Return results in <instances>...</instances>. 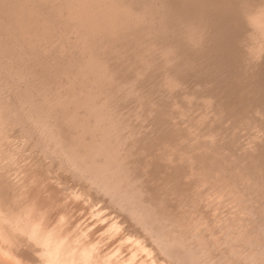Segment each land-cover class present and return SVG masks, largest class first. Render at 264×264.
Segmentation results:
<instances>
[{"label": "rangeland", "instance_id": "1", "mask_svg": "<svg viewBox=\"0 0 264 264\" xmlns=\"http://www.w3.org/2000/svg\"><path fill=\"white\" fill-rule=\"evenodd\" d=\"M14 1V2H13ZM32 1V2H31ZM172 3H171V2ZM207 1V2H206ZM213 1V2H212ZM226 0H64V3H63V0H0V6L2 4V6L0 7V19L1 18H5L4 20H0V24H3L5 26H7L6 24H8L7 27H4V25H0L1 28H0V48L2 49L3 47H5L6 52H4V48L2 49L3 50V54L5 55L6 53H9L8 54V57H5L7 56V54L4 56L6 59H3V55L1 58L0 56V60L1 62L2 61H5L6 62H0V116H4L5 118L8 117V120L4 119L2 121H0V125L2 124H6L8 123V121L10 123L8 124H11V128L9 127V125L6 127V125H3L5 126L6 128V131L8 132V130L10 129V132H16V130L18 131L17 135H19V138L20 140H22V138L25 140L24 142V145L27 149H32V150H36L37 152L41 151V155L40 153L39 156H43L41 157L42 159H44V157L48 158L52 157L53 159H50V163L52 162L53 164L50 165V163H48V165H50V167L48 166V168H52L51 166H53L55 163V166H53V168L57 167L58 166V169L57 170H60L59 172L62 173L60 174L61 178L63 181H67L66 178L68 179L69 177L72 179V180H77L75 181L77 184H79V186L81 188H84L83 187V182L82 180H84V186L86 188V192L87 194H91L90 192L94 193L93 191H95L96 193L94 194L95 197L93 194V196L95 198H98V199H102V200H105V204L107 205H110V206H114L116 207V205L120 208L123 209V211H125L129 217L132 219V220H136L138 223H140V227L142 229H145L147 228L148 229V225L150 224V221H151V225L153 227V231H154V226H155V233L157 232V235H160L161 239L163 238L164 239H172V240H177L176 238H178V243L181 245V246H185V247H182V249L184 248H187L189 249V251L193 253L194 257H199L200 253H203V251L205 250V252H209V255L207 256L209 259H212V261L214 262L213 258L215 257H218V254H228V255H231V257L234 259H236L235 262H239L238 264H246V259L250 257V259H247L249 261H251L252 264H256V263H259V264H264V213H262L264 211L263 207H264V189L262 190V187L261 185L258 184V186L261 187V191L260 193L263 194V196L261 197H258L256 198V196H259V192L257 194V190L255 189H260L257 188V182L259 181L257 178V180L255 179V182L254 183V187L255 189H253V186L250 185V181L252 180V178L254 177V172L258 173V171L261 172V168L260 166L258 165V161H260L262 158L264 157H260L262 155H260L259 151H256V147H252L251 148V145L255 146V141L256 140H259L258 143L263 142V139H264V42L260 41V39L264 41V35L261 34L260 30H258V32L255 31V29L259 26H256L255 27V23H251L252 24V29L250 28L249 26V29L253 31H255V33H259V35H254L255 39H252L251 41L249 39H251L250 36H245L248 29H247V24H245L246 26L243 27H239L244 29L245 31L241 34L242 37H245L246 39L241 38V35L238 37V35L240 34V32L242 31H239V33L237 32L238 31V26L236 27L237 28V31H233V28H235L234 26L236 25V23H234L235 21L232 22V19L230 18L231 15L233 14V10L230 8V4L232 3V0H228L229 2L225 3ZM256 1V0H255ZM28 2V4H27ZM35 2V3H34ZM56 2V4H55ZM231 2V3H230ZM9 3V4H8ZM16 3H17V6H16ZM61 3V4H60ZM191 3V4H190ZM230 3V4H229ZM33 4V5H32ZM54 4H55V7L54 8ZM189 4V5H188ZM217 6H215V5ZM257 7H259V4H260V1H259V4L258 2L256 3ZM38 7H37V6ZM59 5V6H58ZM66 5V6H65ZM214 7H213V6ZM219 5V7H218ZM225 5V6H223ZM227 5V6H226ZM9 6V7H7ZM29 6V7H28ZM58 6V8H57ZM205 6V7H204ZM210 6V7H209ZM212 6V7H211ZM221 6L223 8H221ZM229 6V7H228ZM24 7V8H23ZM37 7V8H36ZM64 7V8H63ZM90 7V8H89ZM15 8V9H14ZM19 8V9H17ZM29 8V9H28ZM32 8V9H31ZM33 8H36V9H33ZM47 8V9H46ZM52 8L54 10H52ZM124 8V9H123ZM139 8V9H138ZM199 8V9H198ZM216 8V9H215ZM218 8V10H217ZM226 8V9H225ZM8 9V11H6ZM10 9V10H9ZM22 9V10H21ZM56 9V10H55ZM65 9V11L63 10ZM93 9V10H92ZM170 9V10H169ZM174 9V10H173ZM213 11H212V10ZM220 9V11H219ZM223 9V10H221ZM259 8H257L258 10ZM15 10V11H14ZM58 10V11H57ZM211 10V11H210ZM67 11V12H66ZM223 13H222V12ZM233 11V12H232ZM255 11V10H254ZM13 12V13H12ZM70 12V13H69ZM134 12V13H133ZM190 12V13H189ZM12 13V14H11ZM72 13V14H71ZM200 13V14H199ZM213 13V14H212ZM215 13V14H214ZM222 13V14H221ZM230 13V14H229ZM253 13V12H252ZM255 13V12H254ZM15 14V15H14ZM20 14V15H19ZM69 14V15H68ZM189 14V15H188ZM210 14V15H209ZM259 14V13H258ZM257 11H256V14L254 15H257ZM10 15V17L8 16ZM86 15V16H85ZM219 15V16H218ZM225 15V16H224ZM230 15V17H229ZM253 15V14H252ZM15 16V17H14ZM78 16V17H77ZM152 16V17H151ZM190 16V17H189ZM221 16V17H220ZM224 16V17H223ZM227 16V17H226ZM234 15H232L233 17ZM18 17V19H17ZM21 17V18H20ZM205 17V18H203ZM211 17V18H210ZM215 19H214V18ZM229 17V18H228ZM238 17V16H237ZM31 18V19H30ZM48 18V19H47ZM216 18H219L216 20ZM228 18V19H227ZM258 19V17H256ZM15 19V20H14ZM22 19V20H20ZM171 19V20H170ZM205 21H204V20ZM231 19V20H230ZM235 19V18H233ZM237 19H240V23L243 24V21L241 22V18H237ZM235 19V20H237ZM246 19V18H245ZM257 19L255 20L256 23H259L260 21L258 20L257 22ZM6 20V21H5ZM20 20V22H19ZM132 20V22H131ZM144 20V21H143ZM198 20V21H196ZM221 20V21H220ZM223 20V21H222ZM225 20V21H224ZM3 23H2V22ZM5 21V22H4ZM10 21V22H8ZM36 23H35V22ZM113 21V22H112ZM171 21V22H170ZM174 21V22H173ZM217 21H220L217 23ZM227 21V22H226ZM229 21V22H228ZM234 23V25L231 23ZM27 22V23H26ZM111 22V23H110ZM165 22V23H164ZM6 23V24H5ZM12 23V24H11ZM20 23V24H19ZM23 23V24H22ZM186 23V24H185ZM230 23V24H229ZM27 24V25H26ZM99 24V25H98ZM197 26H196V25ZM238 24V23H237ZM254 24V25H253ZM25 25V26H23ZM33 25V26H32ZM50 25V26H49ZM56 25V26H55ZM170 25V26H169ZM208 25V26H207ZM210 25V26H209ZM218 25V26H217ZM241 25V26H242ZM23 26V27H22ZM42 26V28L40 27ZM216 29H215V27ZM220 26V27H219ZM231 26V27H230ZM10 28L14 30H17L13 33V31L11 32L10 34V31L9 33L7 32L8 29L7 28ZM29 27V29H28ZM31 27V28H30ZM153 27V28H152ZM167 27V28H166ZM229 28V30H227ZM246 27V28H245ZM255 27V29L253 28ZM50 28V29H49ZM74 28V29H73ZM220 28V30H219ZM3 29V30H2ZM35 29V30H34ZM222 29V30H221ZM225 29V30H224ZM260 29V28H259ZM32 30H34L32 32ZM38 30V31H37ZM48 30V31H47ZM58 30V31H57ZM106 30V31H105ZM174 30V31H173ZM183 30V31H182ZM194 30V31H193ZM198 30V31H197ZM219 30L217 33L216 31ZM236 30V29H234ZM250 30V31H251ZM4 31V32H3ZM27 31V32H26ZM111 31V32H110ZM146 31V32H145ZM200 31V32H199ZM223 31V32H222ZM7 32V33H6ZM17 32V33H16ZM27 33L25 34V37L22 38V36L24 34L22 33ZM41 32H43L41 34ZM45 32V33H44ZM198 32V33H197ZM222 32V34H221ZM225 32V33H224ZM230 32V33H228ZM235 32L238 33V35H235L233 34ZM249 32V31H248ZM13 33V34H12ZM16 33V34H15ZM22 35H21V34ZM118 33V34H117ZM47 34V35H46ZM49 34V35H48ZM168 34V35H167ZM192 34V35H191ZM201 34V36H199ZM250 35V33H248ZM16 35V36H15ZM21 35V37L19 36ZM29 37H27V36ZM43 37H42V36ZM61 35V36H60ZM82 35V36H81ZM84 35V37H83ZM120 35V36H119ZM213 37H212V36ZM215 35V36H214ZM224 35V36H223ZM226 35V36H225ZM234 36L233 39H231V36ZM251 35V36H253ZM4 36V37H3ZM12 37V40L9 38ZM15 36V37H14ZM19 36V38H18ZM147 36V37H146ZM183 36V37H182ZM218 36V37H217ZM220 36V37H219ZM237 36V38H235ZM259 36V37H258ZM26 37L27 39L29 38L30 40H26ZM192 37V38H190ZM196 37V38H195ZM203 37V38H202ZM216 37V38H215ZM222 37V38H221ZM230 37V38H229ZM250 37V38H249ZM260 38V37H263V38H260L259 40L257 38ZM15 38V39H14ZM22 38V39H21ZM42 38V39H41ZM63 38V39H62ZM65 38V39H64ZM67 38V39H66ZM87 38V39H85ZM91 38V39H90ZM96 38V39H95ZM190 38V39H189ZM195 38V39H194ZM206 38V39H205ZM213 38V39H212ZM19 39V40H18ZM46 41H45V40ZM51 39V40H49ZM85 39V40H84ZM177 39V40H176ZM199 39V40H197ZM220 39V40H219ZM224 39V40H223ZM226 39V40H225ZM228 39H231L229 41H227ZM234 39L235 41H237L236 43L234 42ZM25 40H26V43H25ZM85 42H84V41ZM105 40V41H104ZM185 40V41H184ZM209 40V41H208ZM217 40V41H215ZM240 40H241V43H240ZM250 43V45H252V47H250V45L248 44V47L252 48V49H256L257 51L255 52V49H254V52L255 54L257 52H260V53H257V55H255L257 58L259 57L260 58V62H258V60L256 58H253L251 59L250 55L247 53L249 52V50L246 49L247 46H245L244 44L247 45L246 41ZM255 40V41H254ZM258 40V41H256ZM33 41V43H32ZM45 41V42H44ZM48 41V42H47ZM62 41V42H61ZM95 41V42H94ZM168 41V42H167ZM206 41V42H205ZM220 41V42H219ZM245 41V43L243 42ZM252 41L255 44V46L252 43ZM261 43H260V42ZM45 43V46L44 44L42 45V43ZM186 42V43H185ZM190 42V43H189ZM243 42V43H242ZM260 44H259V43ZM97 43V44H96ZM194 43H195V46H194ZM204 43V44H203ZM219 43V44H218ZM224 43V44H223ZM99 44V45H98ZM235 45V46H231V45ZM27 45H29L30 47L28 48ZM103 45V46H102ZM178 45V46H177ZM193 45V46H192ZM197 45V46H196ZM228 45H230L231 47H233V50L231 47H229ZM238 45V46H237ZM241 45V46H240ZM244 45V46H243ZM259 45V46H257ZM261 45V46H260ZM51 46V47H50ZM54 46V47H53ZM89 46V47H88ZM228 46V47H227ZM237 46V47H236ZM6 47H11L10 51H9V48H6ZM80 47V49L78 48ZM195 47V49H194ZM202 47V48H201ZM235 47V48H234ZM263 49H261V48ZM29 50H28V49ZM72 48V49H71ZM74 48H78V49H74ZM89 48V49H88ZM129 48V49H128ZM180 48V49H179ZM191 48V49H190ZM207 48V49H206ZM209 48V50H208ZM231 48V49H230ZM239 48V49H237ZM240 48L242 50H240ZM245 48V49H244ZM249 48V49H250ZM261 50V51H259ZM38 49V50H37ZM50 50L49 52L47 50ZM162 49V50H161ZM174 49V50H173ZM177 49V50H176ZM238 50L236 52V50ZM1 50V51H2ZM17 52H15V51ZM22 50V52H21ZM27 50V51H26ZM31 50V51H30ZM66 50V51H65ZM78 50V51H77ZM83 52H81V51ZM88 50V51H87ZM231 50V51H230ZM235 50V51H234ZM0 51V55L2 54ZM11 51H13V56H11ZM19 51V52H18ZM40 51V52H39ZM71 51V52H70ZM74 51V52H73ZM81 53H80V52ZM193 51V52H192ZM48 52V53H47ZM241 52V53H239ZM246 52V53H245ZM19 53V54H18ZM40 53V54H39ZM54 53L55 56H57L56 58H54ZM72 56H70L71 54ZM77 53V54H76ZM88 54L86 56V54ZM137 53V54H136ZM18 56H17V55ZM45 54V55H44ZM49 54V55H47ZM58 54V55H57ZM65 54V55H64ZM74 54V55H73ZM142 54V55H141ZM185 54V55H184ZM191 56H190V55ZM193 54V55H192ZM232 54V55H231ZM240 54V55H238ZM262 54V55H261ZM16 55V56H14ZM38 55L40 57H38ZM42 55V56H41ZM53 55V56H52ZM68 55V57H67ZM172 58H171V56ZM198 55V56H197ZM210 55V56H209ZM215 57H213V56ZM236 55V56H235ZM249 55L250 57V60L249 57L247 56ZM45 56V57H44ZM52 56V57H51ZM70 56V57H69ZM78 59L77 61L75 60H72L74 59L73 58ZM78 56V57H77ZM84 56V58H83ZM139 56V57H138ZM184 56V57H183ZM234 56V57H233ZM52 59H51V58ZM62 57V58H61ZM83 59H81V58ZM87 57V58H85ZM93 57V58H91ZM232 57V58H231ZM237 57V59H236ZM18 58V59H17ZM32 58V59H31ZM40 58V59H39ZM44 58V59H42ZM64 60V61H62ZM70 58V60H68ZM216 58V59H215ZM10 59V60H9ZM15 59V60H14ZM28 59H29V62H28ZM31 59V60H30ZM36 59H37V62H36ZM90 59V60H89ZM173 59V60H172ZM203 59V60H202ZM214 59V61H213ZM232 59L234 61H232ZM11 62H9V61ZM23 60V61H22ZM25 60V61H24ZM35 60V61H34ZM42 60V61H41ZM45 60V61H44ZM53 60V61H52ZM56 60V61H55ZM58 60L60 63H58ZM202 62H201V61ZM216 60V61H215ZM251 60H253L254 64L251 63ZM18 61V62H17ZM27 61V62H26ZM30 61H31V64H30ZM47 61V62H46ZM55 61V62H54ZM74 61V63H73ZM82 61V63H81ZM120 61V62H119ZM179 61V62H178ZM199 61V62H198ZM205 61V63H204ZM213 61V62H212ZM250 61V62H249ZM8 62V63H7ZM21 62V64H20ZM34 62V63H33ZM70 62V63H69ZM72 62V63H71ZM181 62V63H180ZM207 62V63H206ZM257 62V63H256ZM12 63V65L10 64ZM27 63V65H26ZM66 63V64H65ZM92 63V64H91ZM102 63V65H101ZM106 63V64H105ZM200 63V64H199ZM213 63V64H212ZM235 63V64H233ZM247 63V64H246ZM259 63V64H258ZM2 64V66H1ZM4 64V65H3ZM6 64V66H5ZM11 66H10V65ZM22 64L24 65L25 64V68L24 66H22ZM34 64H37L34 65ZM49 65V66H46V65ZM51 64V66H50ZM59 64V65H58ZM72 64V65H71ZM87 64V65H86ZM191 64V65H190ZM194 64V65H192ZM203 64V65H202ZM236 64H238L237 66H235ZM246 64V65H245ZM250 65H255L256 66V73L258 72V75H256L255 77H250L249 80L247 81V85L249 84L250 86H248L247 89L249 94H247L248 92H246L247 90L245 89V93L244 91H241L243 89V87L245 86L244 84H246V81L245 83H243L241 81V78L242 80H246V74L244 72L245 68L247 66ZM16 65V66H15ZM180 65V66H179ZM210 67V68H208ZM211 65V66H210ZM215 65V66H214ZM5 66V67H4ZM8 66L9 69H8ZM13 66V67H12ZM88 66V67H87ZM93 66V67H92ZM95 66V67H94ZM135 66V67H134ZM188 66V67H187ZM202 66V67H201ZM213 66H214V69H213ZM252 66H249V68H251ZM258 66V67H257ZM261 66V67H260ZM263 66V67H262ZM3 67V68H2ZM7 67V68H6ZM30 69L29 71H27L28 69ZM43 67V68H42ZM66 67V68H65ZM70 67V68H69ZM72 67V68H71ZM80 67V68H79ZM111 67V68H110ZM174 67V68H173ZM179 67V68H178ZM208 69H207V68ZM220 67V68H219ZM234 67H235V70H234ZM237 67V68H236ZM244 67V68H243ZM254 67V66H253ZM252 67V68H253ZM58 68V69H57ZM65 68V70H64ZM82 68V69H81ZM95 68V69H94ZM174 70H172V69ZM222 68V69H221ZM263 70H262V69ZM4 69V70H3ZM8 69V70H7ZM19 69V70H18ZM23 69V70H22ZM32 69V70H31ZM37 69H39L37 71ZM43 69V70H42ZM53 69V70H52ZM69 69V70H67ZM71 69V70H70ZM94 69V71H93ZM103 69V71H102ZM110 69V70H109ZM188 69V70H187ZM200 69V70H199ZM244 69V70H243ZM6 70V71H5ZM15 70V71H14ZM26 70V71H25ZM33 70L35 72H33ZM49 72H48V71ZM51 70V71H50ZM79 70V72H78ZM107 70V71H106ZM154 70L156 72H154ZM204 73H203V71ZM15 73H14V72ZM33 74H32V72ZM43 71L42 75H41V72ZM65 71H69L68 73H66ZM77 71V72H76ZM98 71V72H97ZM106 71V72H105ZM179 71V72H178ZM195 71V72H194ZM208 71V72H207ZM209 71H211V74L209 73ZM239 71L238 75L240 77V79H238L239 77H237V72ZM10 72V74L8 73ZM45 72V73H44ZM49 74H48V73ZM60 76H59V74ZM104 72V73H103ZM137 72V73H136ZM206 72V73H205ZM236 72V73H235ZM243 72V73H242ZM4 73V74H3ZM5 73H8V74H5ZM16 75H14V74ZM65 73V74H64ZM71 73V74H70ZM158 73V74H157ZM161 73V74H160ZM184 73V74H183ZM199 73L200 76H199ZM216 73V74H215ZM221 75H220V74ZM260 73V74H259ZM5 75V77H2V75ZM45 74V75H44ZM51 74V75H50ZM53 74V75H52ZM96 74V75H95ZM106 76H105V75ZM182 74V75H181ZM198 74V75H197ZM223 74V75H222ZM9 75V76H8ZM12 75V76H10ZM31 75V76H30ZM38 75V76H37ZM63 75V77H62ZM68 75V76H66ZM81 75V76H80ZM134 75V76H133ZM209 75V76H208ZM212 77H211V76ZM220 75V77H219ZM233 75H235L236 77L234 78L235 81L238 79L240 80L239 83L240 85L242 84L241 87H238L236 85H239L237 84L238 81H234V79L230 80L232 77H234ZM243 75V76H242ZM6 76L8 78H6ZM18 76V78L16 77ZM21 76V77H20ZM37 78H36V77ZM52 76V77H51ZM55 76V77H53ZM71 76V77H70ZM151 76V77H150ZM184 76V77H183ZM208 76V77H207ZM217 79H215V77ZM242 76V77H241ZM20 77V78H19ZM31 77V79H30ZM43 77V78H42ZM46 77V78H45ZM59 77V78H58ZM89 77V78H87ZM127 77V78H126ZM153 77V78H152ZM198 77V78H197ZM245 79H244V78ZM258 77V79H257ZM261 77V78H260ZM263 77V78H262ZM3 78H5L3 80ZM14 78V79H13ZM34 78V80L32 79ZM45 78V79H44ZM51 78V79H50ZM56 80L54 81L53 80ZM58 78V79H57ZM65 78V79H64ZM70 78V79H69ZM73 78V79H72ZM75 78V79H74ZM149 78V80H148ZM158 78V79H156ZM10 79L14 80V81H17L16 82V87L14 88L15 86V83H13L14 81H9ZM82 79V80H81ZM84 79V80H83ZM93 79V80H92ZM152 79V80H151ZM196 79V80H195ZM198 79V80H197ZM210 79V80H209ZM215 79V80H214ZM223 79V80H222ZM253 82L255 83V85H257V87L255 85H252V80ZM1 80L3 82H1ZM40 80V81H39ZM49 80V81H48ZM53 80V81H52ZM77 80V82H76ZM87 80V81H86ZM141 80V81H140ZM166 80V81H165ZM185 80V81H184ZM221 80V81H220ZM256 80V81H255ZM259 80V81H257ZM10 83V84H8ZM22 81V83H20ZM71 81H73L72 83H70ZM86 81V82H85ZM108 81V82H107ZM139 81V82H138ZM168 81V82H167ZM230 81V82H229ZM48 84H47V83ZM53 82V83H52ZM69 82V83H68ZM80 82V83H79ZM184 82V84H183ZM189 82V83H188ZM223 82V84H222ZM231 82H234L232 83V86H231ZM263 82V83H261ZM7 83V84H5ZM12 83V84H11ZM28 83V84H27ZM42 83V84H41ZM132 83V84H131ZM139 83V84H138ZM191 83V84H190ZM197 83V84H196ZM253 83V84H254ZM2 84H3V87H2ZM18 84V85H17ZM54 84V85H53ZM69 84V85H68ZM71 84V85H70ZM76 86H75V85ZM86 84V85H85ZM179 84V85H177ZM193 84V85H192ZM196 84V85H195ZM28 85V86H27ZM32 87H30V86ZM80 85V86H79ZM189 85V86H188ZM206 85V86H205ZM227 85V86H226ZM12 86V87H10ZM43 86V87H42ZM50 86V88H49ZM60 86V87H59ZM74 86V87H72ZM111 86V87H110ZM146 86V87H145ZM229 86V87H228ZM251 86H254L255 89H253ZM6 87V88H5ZM9 87V88H8ZM22 87V88H21ZM29 87V88H27ZM48 87V88H46ZM59 87V88H58ZM69 90H67V88ZM125 87V88H124ZM188 87V88H187ZM225 87V89H224ZM232 87H234L233 90H230ZM263 88L260 90V88ZM53 88V89H52ZM66 88V90H65ZM72 88V89H71ZM75 88V89H73ZM78 88H79V91H78ZM94 88V89H93ZM179 88V89H178ZM184 88V89H183ZM259 88V89H258ZM9 89V90H7ZM20 89V90H19ZM23 89V91H22ZM48 89V92L46 91ZM258 89V90H257ZM2 90V91H1ZM29 90V92H28ZM33 90V91H32ZM40 90H44V92H40ZM51 90V92H49ZM97 90V91H96ZM199 91V92H196ZM259 91V93L256 91L254 92L255 94H253L252 91ZM10 93H9V92ZM31 91V93H30ZM63 91V92H62ZM69 91V92H67ZM152 91V92H151ZM236 91V92H235ZM244 93L246 96H248V99L246 98V100L248 101L247 103V106L244 108V106L246 104H244L242 107H240L242 104L240 103V101L243 100L244 98V101H245V97L241 98L242 96H238L240 92ZM16 92V93H14ZM24 92V93H22ZM46 92V93H45ZM62 92V93H61ZM65 92V93H64ZM170 92V93H169ZM204 92V93H203ZM238 92V93H237ZM251 92V93H250ZM262 92V94H261ZM17 93H21V94H17ZM27 93L30 95V97L27 95ZM48 93V94H47ZM53 93V94H52ZM121 93V94H120ZM202 93V94H200ZM224 93V95H221V94ZM234 95V98L233 95ZM55 94V95H54ZM161 94V95H160ZM174 94V95H173ZM208 95V97H206V104H208V107L207 109L205 108V106L203 105V102L201 101H197L199 98V96L202 97H205L206 95ZM237 94V95H236ZM243 94V95H244ZM253 94V95H252ZM259 94V95H258ZM17 95H20L21 98H19V96ZM35 95V96H34ZM43 95V96H42ZM45 95V96H44ZM102 95V96H101ZM160 95V96H159ZM185 95V96H184ZM232 95V96H231ZM235 95L237 97H240L238 99L239 100V104H241L240 106L237 104H233V103H237L236 99L237 97H235ZM240 95H242L240 93ZM255 95V96H254ZM7 96V97H6ZM198 97V99L195 98ZM222 96H224L223 100H224V105L221 103V98ZM14 97V98H13ZM28 97V98H27ZM36 97L35 101L33 100L34 98ZM48 97V98H47ZM49 97H51L52 99H50ZM79 97V98H77ZM190 97V98H189ZM97 98V99H96ZM254 98V99H253ZM3 100V103H2V100ZM5 99V100H4ZM22 99V100H21ZM23 99H26V102L29 104H27L25 101H23ZM69 99V100H68ZM190 99V100H188ZM196 99V100H195ZM219 99V100H218ZM230 99H232V101L234 102H228L230 101ZM251 99V100H250ZM14 100V101H13ZM16 100V101H15ZM28 100V101H27ZM56 100V101H55ZM99 100V101H98ZM161 100V101H160ZM188 100V101H187ZM205 100V98H204ZM222 100V101H223ZM11 101V102H10ZM195 101L198 103H200V107L204 106L203 108H205L206 112L200 107L199 109L200 110H197L198 109V105L195 103ZM236 101V102H235ZM16 102V103H15ZM24 102L26 103L25 105ZM42 102V103H40ZM70 102V103H69ZM78 102V104H77ZM122 102V103H121ZM173 102V103H172ZM178 102V103H177ZM219 102V104L221 103L223 106L227 107V109L225 108V111H227L226 113H224L225 111H221L223 112V118H221L219 120V113L217 114V117L216 118H212L210 117L212 114L216 113V106H217V103ZM10 103V104H9ZM66 103V104H65ZM69 103V104H68ZM73 103V104H72ZM171 103V104H170ZM184 104V106H182ZM191 103V105H190ZM229 103V104H228ZM243 103V101H242ZM254 103L258 104V107L256 105H254ZM262 103V104H261ZM12 104V105H11ZM20 104V105H19ZM22 104V105H21ZM60 104V105H59ZM75 104V106H74ZM81 104V106H80ZM110 104V105H109ZM177 106H176V105ZM197 106V111L196 113H193L195 111V109H193V107ZM202 104V106H201ZM220 104V107H222V105ZM235 105L236 108L237 106L239 108H242L243 110L242 113L240 112V114L238 115V117L235 115L236 114V111L237 109H233L235 106H233V108L229 107L230 105ZM16 105V106H15ZM44 105V106H43ZM52 105H55V106H52ZM64 105V106H63ZM70 105V106H68ZM92 105V106H91ZM136 105V106H135ZM166 105V106H165ZM194 105L193 107H190ZM260 105L261 108H260ZM5 106V107H4ZM11 108H10V107ZM15 106V107H14ZM31 106V107H30ZM47 107V109L49 111H46L45 108ZM53 107V110L50 108ZM63 106V107H62ZM70 108L68 109L67 108ZM72 106V107H71ZM85 106V107H84ZM253 106V107H252ZM257 107L254 108V107ZM33 107V108H32ZM42 107V108H41ZM58 108L55 110V108ZM61 107V108H60ZM66 107V108H65ZM74 107V109H73ZM104 107V108H103ZM179 107H182V108H185V107H188V108H191L193 110L190 109L189 113L191 112L192 115H191V118H193V114H200L199 111H201V113L203 112L204 114L207 113V110H208V117L205 118V119H208L209 117V120L206 121H203V123L205 122V125L202 124V128H201V133L203 134L204 132V136H200L202 134H197L199 132L196 133V136L198 138L202 137L203 140L201 142H203V144L205 145V147H211L214 149V151L212 152L211 155H208L207 157V162L208 160H210V157H213L215 154V152L217 153L216 157L218 155H220L221 157V164L225 163V161H223L224 157L226 158V162L229 163L228 164V168L229 169H232V172L235 174H238V177L239 179H242L244 180V176L248 173H253V177L251 178H247V175L245 180L247 179V183H245V181L239 183L238 182V186L237 185H234L232 187V189H229L230 190V195L227 194L226 192H229V190H224L226 191V195L223 193V189L222 188H219V187H215L213 184V182H209L211 181V179H209V185L213 186V188L215 187V189H213V191H217L219 189H221L220 193L217 194V196H215V198H212V194L214 193L211 191L208 193V192H205L204 193V196L203 198L199 201H193V200H189V198L184 195L182 196V194H185L184 191H181L183 189V186L180 185V189H177L176 190L174 189V191L178 192H182V193H174L171 192V187H169V182H165L167 185H165V183L163 184H156L155 181L152 176L153 174L158 176V173L161 171V170H166V168H160V166L156 167L157 165H154V168L152 169V166L151 164L152 163H159L158 160L160 161L161 159H158L157 157H170L171 155V160H175L177 161L176 165H178L179 160H180V155L179 153L183 150H178L173 151V149H167V151H169L168 153V156L166 155L167 151L164 150L163 152V149H166L167 147H163V146H167V142H168V145H169V142H172L170 145H177L180 141L179 144H183L182 141L185 143L184 144H188V145H185L183 147H185V151H186V148L189 150L191 149L192 147V142L193 140L195 139L194 135H192L191 137V141L189 140L188 142L189 143H186V138L183 139V140H180L182 138V135L184 136L185 133H183L184 131V128L185 129H189V132H188V129L187 131L185 130L186 132V135L191 133L192 132V129L190 130V126L192 124L190 123H187V121H183V116H180L182 118H180L179 116V111H180V108ZM252 107V108H251ZM25 108V109H24ZM28 108V109H27ZM78 108V110L76 109ZM86 108V109H84ZM95 108V109H94ZM101 108V109H100ZM110 108V109H109ZM178 108V110L176 111V109ZM181 108V109H182ZM195 108V107H194ZM224 108V107H223ZM231 111H228L230 110ZM256 110H254V109ZM51 109V110H50ZM76 109V110H75ZM87 109H89L87 111ZM100 109V110H99ZM115 109V110H114ZM173 109L174 112H173ZM233 109V110H232ZM252 109L255 111V112H252ZM258 109H259V113H258ZM26 110V112H25ZM39 110V112H38ZM43 110V111H42ZM65 110V111H63ZM70 110V111H68ZM234 110L235 113L234 115L237 117H234L233 118V114H231L232 118L234 119H229V115L231 112H233ZM260 110H263V111H260ZM5 111V112H4ZM19 111V113H18ZM22 111V112H21ZM24 111V112H23ZM28 111L29 114H28ZM36 111V112H34ZM54 111V112H53ZM63 111V112H62ZM75 111V113H74ZM91 111V112H90ZM99 111V112H98ZM176 111V112H175ZM193 111V112H192ZM211 111V115H209ZM240 111V109L238 110ZM15 112V113H13ZM21 112V113H20ZM33 112V115L32 113ZM43 114H42V113ZM47 112V113H46ZM57 112V113H56ZM64 112L65 114L67 115H64ZM84 112V113H83ZM112 112V113H111ZM179 112V113H178ZM27 113V114H26ZM36 113V115H35ZM37 113L39 114V116H37ZM63 113V114H62ZM122 113V114H121ZM176 115H174V114ZM255 115V114H259L260 116H257V119H254V117H252V115ZM255 113V114H254ZM16 114V115H14ZM59 114V115H58ZM81 114H84V115H81ZM87 114V115H86ZM90 114V115H89ZM238 114V113H237ZM23 115V117H22ZM29 118H28V116ZM42 115V117H40ZM51 116V119H48L46 118V116ZM79 115V116H78ZM96 115V116H95ZM106 115V116H104ZM108 115V116H107ZM115 115V116H114ZM251 115V116H250ZM30 116L32 117L30 118ZM47 116V117H48ZM54 116V120H52ZM60 116V117H59ZM63 116V117H62ZM66 116H69L68 117H65ZM128 116V117H127ZM196 116H199V115H196ZM201 116V115H200ZM199 116V117H200ZM213 116V115H212ZM256 116V115H255ZM0 117V118H1ZM35 117V118H34ZM38 117H40L38 119ZM79 117H81V119H79ZM93 119H92V118ZM96 117V118H95ZM103 117V118H102ZM124 117V118H123ZM152 117V118H151ZM164 117V118H163ZM178 119H181L183 122H181L180 120H176V118ZM242 117V118H241ZM251 118V120L248 121L249 118ZM1 118V119H2ZM20 118V119H19ZM28 118V119H27ZM46 118V120H45ZM50 118V117H49ZM60 118V119H59ZM84 118V119H83ZM95 118V119H94ZM107 118V119H106ZM172 118H175V119H172ZM194 118H195V115H194ZM256 118V117H255ZM259 118L260 121H257ZM18 119V120H17ZM22 119V120H21ZM31 119V121H30ZM67 119V120H66ZM86 119V121H85ZM89 119V120H88ZM92 119V120H91ZM101 119V121H100ZM122 119V120H121ZM185 119V118H184ZM204 119V120H205ZM239 119H241L239 121ZM7 122H6V121ZM41 120V121H39ZM51 121L52 123L48 122ZM56 120H57V124H56ZM58 120H62V121H58ZM65 120V121H64ZM69 120V121H68ZM71 120V121H70ZM77 120V121H76ZM83 120V121H82ZM88 120V121H87ZM118 120V121H117ZM121 120V121H120ZM219 120V121H218ZM228 120V122H227ZM230 120V121H229ZM37 121L39 123H37ZM76 121V122H75ZM93 124H92V122ZM109 121V122H108ZM179 121V122H178ZM217 121V122H216ZM244 121V122H243ZM247 121V123H246ZM30 122V123H29ZM42 126H41V124ZM54 122V123H53ZM58 122L59 123H64L65 124L67 123L66 126H68L69 122H70V125L68 126L69 128L73 129V130H70L68 129L63 123V125L59 124L58 125ZM73 122L72 124V127H71V123ZM177 123V126H175V124ZM184 122L185 124H187V126L185 127L184 125ZM18 123V124H17ZM23 123V124H22ZM36 126V128H34V124ZM51 126H47L49 124ZM76 123V124H75ZM83 123V126H84V129H83V126H81V124ZM88 123V124H87ZM95 123H96V126H95ZM106 123V124H105ZM208 123H213L211 126L208 127ZM216 123V124H215ZM227 123V125L225 124ZM238 123V124H237ZM243 123V124H242ZM33 124V125H32ZM38 124V125H37ZM40 124V125H39ZM47 124V125H46ZM53 124V125H52ZM91 124V125H90ZM112 124V125H111ZM143 124V125H142ZM168 124V125H167ZM190 124V125H188ZM249 124V125H248ZM259 126H262L260 128L258 127ZM0 126V128H2L3 126ZM19 127H18V126ZM21 125V126H20ZM32 125V126H31ZM80 125V126H79ZM90 125V126H89ZM114 125V126H113ZM120 125V126H119ZM226 125V126H225ZM254 125V127H253ZM40 126V127H38ZM46 126V127H45ZM55 126H58L59 129ZM74 126V127H73ZM112 126V127H111ZM117 126V127H116ZM184 126V127H183ZM217 128L220 130L218 133H219V137L217 139V133L215 128ZM251 126L252 128H254V131L253 132L251 129ZM48 127H50V131L48 129ZM63 127H66V128H63ZM76 127V128H75ZM78 127V128H77ZM91 131H88V129ZM91 127V128H90ZM96 127V128H95ZM98 127V128H97ZM115 127V128H114ZM192 127V126H191ZM237 127V128H236ZM8 128V129H7ZM38 128V129H37ZM40 128V131H38ZM52 128V129H51ZM54 128V129H53ZM63 128V129H62ZM111 128V129H110ZM183 128V129H182ZM193 128V127H192ZM216 128V129H217ZM23 129V130H22ZM33 129V130H32ZM42 129V130H41ZM46 129H48V131L50 132L49 134L51 135H54L53 137L51 135L48 134V132L46 133ZM58 129V130H57ZM70 132V134L73 132L72 137L71 135L69 136L68 132L66 133V131ZM77 129H80L82 132L78 131ZM83 129V130H82ZM86 129V130H85ZM94 129V130H93ZM102 130V133L101 130ZM114 129V130H113ZM166 129H169L172 130L171 132H174L172 133L173 135H176L174 136V139H173V135L171 134V132H169L168 130ZM204 129V130H203ZM228 129V131H227ZM238 129V131H237ZM256 129V130H255ZM12 130V131H11ZM46 130V131H45ZM53 130V131H52ZM56 130V131H55ZM76 130V131H75ZM96 130V131H95ZM145 130V131H144ZM244 130V131H243ZM261 130V131H260ZM1 131V130H0ZM25 131V132H24ZM28 131V133H27ZM37 131V132H36ZM44 131V133H42ZM107 131V132H106ZM116 131V132H115ZM119 131V132H118ZM166 131V132H165ZM168 131V132H167ZM191 131V132H190ZM203 131V132H202ZM227 131V133L225 132ZM232 131H235L233 133H237V134H234L235 136H232ZM242 131V132H241ZM52 132V133H51ZM87 134H86V133ZM96 132V134H95ZM100 134H99V133ZM121 132V133H120ZM250 132V133H249ZM41 133V134H40ZM55 133V134H54ZM60 133V134H58ZM61 133H63L61 135ZM64 133L66 135H64ZM81 133V134H79ZM91 133H94V134H91ZM109 133V134H108ZM205 133H207V136L205 137ZM226 133V134H225ZM255 133V134H254ZM257 133V134H256ZM9 134V132H8ZM11 134V133H10ZM13 134V133H12ZM11 134V135H12ZM50 136V138H48V135ZM83 134V137H81ZM90 134V135H89ZM103 134V135H102ZM166 134H169V135H166ZM248 134V135H247ZM263 134V135H262ZM16 136V133L13 134V136ZM68 135V136H67ZM85 135V136H84ZM100 135V136H99ZM110 135V136H109ZM164 135H166L164 138L167 137V139H171L173 141H165L166 143H162L164 144L162 147L160 144V146L158 144H156V142L160 139V137L162 138ZM180 135V136H179ZM225 135V136H224ZM44 136H46L47 138H45ZM59 136V137H58ZM66 138H65V137ZM79 136L80 138L78 139ZM87 136V137H86ZM90 136H92L90 138ZM97 136V137H96ZM109 136V137H108ZM156 136V137H155ZM158 136V137H157ZM169 136V137H168ZM200 136V137H199ZM230 136V137H229ZM260 136V137H258ZM40 137V138H39ZM44 137V138H43ZM61 137V138H60ZM62 137L66 140H62ZM74 137L77 138L76 140H74ZM95 137V138H94ZM135 137V138H134ZM157 138L155 142H153V145L156 144V147L152 145V138ZM172 137V138H171ZM176 137L178 139L179 137V142L177 143L176 142ZM196 137V138H197ZM253 137V138H252ZM254 137H256L257 139H254ZM263 137V138H262ZM18 138V136H17ZM56 138V139H55ZM59 138V139H58ZM89 138V139H88ZM93 138V140H91ZM112 138V139H110ZM229 138V139H228ZM44 139V140H43ZM50 139V140H49ZM51 139L54 140L53 142H51ZM68 139V141H67ZM72 141H71V140ZM99 139V140H98ZM168 139V140H169ZM193 139V140H192ZM228 139V140H227ZM232 139V140H231ZM239 139V140H238ZM242 139V140H241ZM245 139V140H244ZM252 139V140H251ZM261 139V140H260ZM27 140V141H26ZM83 140V141H81ZM109 140V141H107ZM116 140V141H115ZM121 140V141H120ZM154 140V139H153ZM199 139H196V141H198ZM213 140V142H212ZM34 141V142H33ZM43 141V142H42ZM60 141V142H58ZM62 141V142H61ZM72 142L71 143V146H68L70 145V143L68 142ZM74 141V142H73ZM76 141V142H75ZM89 141V142H87ZM93 141V142H91ZM97 141L100 142V145L99 142L96 143ZM150 141V142H149ZM244 141L248 142L247 143H244ZM249 141H252L250 142L251 144H249ZM254 141V143H253ZM31 142V143H29ZM42 142V143H41ZM54 142H56L54 144ZM65 142H67V147H63V146H66ZM82 142L83 144L85 145H82ZM86 144H85V143ZM91 142V143H90ZM106 142V143H105ZM113 142V144H112ZM220 143L222 142L221 144H216V143ZM59 143V144H57ZM75 143L77 144V146H75ZM88 143V145H87ZM95 143V146L92 144ZM102 143V144H101ZM116 143V144H115ZM176 143V144H175ZM191 143V144H190ZM264 143V142H263ZM49 144V145H48ZM53 144V145H52ZM65 144V145H64ZM74 147H73V145ZM83 146L84 148L81 149V146ZM91 144V145H90ZM107 144V145H106ZM119 144V145H118ZM178 144V145H179ZM247 144V148H245L243 145ZM262 143H260V150L262 148L261 152L262 154L264 153V144L261 146ZM48 145V146H47ZM58 145H61L58 146ZM87 145V146H86ZM93 147L94 149H90V147ZM98 145V146H97ZM105 145V146H104ZM117 145V146H116ZM220 145V147H218ZM242 145V146H241ZM47 146V147H46ZM101 146V147H100ZM111 146V147H110ZM115 146V147H114ZM142 146V147H141ZM150 146H152V149L153 151L150 150ZM159 146V147H158ZM181 146V145H180ZM249 146V147H248ZM257 146V145H256ZM34 147V148H33ZM45 147V148H44ZM79 147V149H78ZM110 147V149H109ZM113 147V149H112ZM190 147V148H189ZM196 147V146H195ZM218 147V150L217 148ZM47 148V149H46ZM56 148V149H55ZM61 148V149H60ZM64 148V149H63ZM70 148V149H69ZM76 151H74L73 150ZM77 148L78 150H81V151H78L77 153ZM89 148V149H88ZM121 148V149H119ZM194 151H196L194 149V147H192ZM216 148V149H215ZM242 148V150H241ZM256 148V149H255ZM49 149V150H48ZM58 149L60 151H58ZM69 151H68V150ZM106 149V150H105ZM157 149V150H156ZM162 149V150H161ZM210 149V148H209ZM249 149V150H248ZM63 150V151H62ZM85 151L87 153V151L89 150L90 153H87L85 155V153L83 151ZM87 150V151H86ZM92 150V151H91ZM98 150V151H97ZM115 150V151H114ZM172 150V152H171ZM175 150V149H174ZM192 150V149H191ZM217 150V151H215ZM258 150V149H257ZM45 151V152H44ZM102 151V153L100 152ZM105 151V152H104ZM107 151V152H106ZM111 151V152H110ZM114 151V152H112ZM124 151V152H123ZM157 151V152H156ZM159 151V152H158ZM185 151H182V154L185 153ZM190 151V150H189ZM243 151H246V152H243ZM251 151V152H250ZM252 151L257 155L259 154L260 156L259 159H255L254 157H251L252 156ZM256 151V152H255ZM50 152V153H49ZM59 152V153H58ZM60 152L64 153V154H60ZM83 154H81V153ZM91 152H92V155H91ZM95 152V153H93ZM100 152V153H99ZM117 152V153H116ZM123 154H122V153ZM188 152V151H187ZM191 152V151H190ZM207 152V151H206ZM209 152V150H208ZM250 152V153H249ZM43 153V154H42ZM112 153V154H111ZM153 153V155H152ZM195 153V152H194ZM232 153V156L230 155ZM246 153H248L247 155L249 156V154L251 156H248L245 155ZM79 154V155H77ZM97 155L98 157H100L99 159L101 160V157L103 156V160H98L97 158L94 157V155ZM111 154V156H110ZM114 154V155H113ZM120 154V156H119ZM241 154V155H240ZM243 154V155H242ZM253 154V155H255ZM118 155V156H117ZM152 155V156H151ZM234 156H237V160L238 158L240 159V161H235V164L237 165L238 162H240V165H241V161H244V162H247L245 160H247L246 158H248V162L250 161V165L248 163V167H251V168H248L247 170H250V172L248 171H243L244 168H242L240 170H238L239 168V165H237V169H233V166L234 163L232 161H234V158L232 159V157ZM240 155V157H238ZM255 155V157H256ZM57 156V157H56ZM71 156V157H70ZM73 156V157H72ZM77 156V158L75 157ZM86 156V161L90 159H92V164H95L98 163V165H91L93 167H89L90 164H87L86 163L84 164V158ZM109 156V157H108ZM114 156V158H113ZM154 156V157H153ZM157 156V157H156ZM231 156V160L228 159L227 161V158ZM247 156V157H246ZM69 157V159L71 158V161L74 160V162H70L72 165L70 167L69 165V162L68 160H65ZM75 157V158H74ZM79 157V159H78ZM94 157V158H93ZM150 157V158H149ZM175 157V158H174ZM215 157V156H214ZM213 159H216L217 161V158H214ZM218 156V158H220ZM48 158H47V161H48ZM55 158L57 161H60L57 163V161H55ZM153 158V160H152ZM230 158V157H229ZM244 160H243V159ZM97 159V162H95V160ZM158 159V160H157ZM179 159V160H177ZM197 159V157H196ZM203 159V158H201ZM205 159V158H204ZM212 159V158H211ZM212 159V160H213ZM223 159V160H222ZM250 159V160H249ZM63 160V161H62ZM78 160V161H77ZM80 160H84L83 163L82 161L80 162ZM89 160L87 162H89ZM94 160V161H93ZM121 160V161H120ZM125 160V161H123ZM131 160V161H129ZM151 162H150V161ZM156 160V161H155ZM198 160V159H197ZM48 161V162H49ZM139 161H141L142 163V168H144V172L143 174L141 175H138V174H135L134 173V170H133V165L139 163ZM169 162V160H167ZM203 161V160H202ZM215 161V162H216ZM262 162L264 160H261ZM116 162V164H115ZM151 164H150V163ZM174 162V161H172ZM206 162V159L204 160L203 164L204 163H207ZM211 162V161H210ZM65 163V164H63ZM81 163V164H80ZM102 163V164H101ZM126 163V164H125ZM130 163V164H129ZM214 162L212 161L211 164H213ZM226 163V165H227ZM61 164V165H59ZM80 164V165H79ZM108 164V165H107ZM116 168H115V166ZM119 164V165H118ZM183 163H180V167L182 166L183 168H187L186 165H182ZM209 164V163H208ZM208 164H205V165H201L203 169H205L204 167H206L207 169L209 168ZM260 164V162H259ZM66 165L68 167V169H66L67 167L64 166ZM69 165V166H68ZM79 165V166H78ZM83 165V166H82ZM107 165V166H106ZM145 165H148L147 168V171L146 168L144 167ZM150 165V167H149ZM243 165V163H242ZM245 165V164H244ZM64 166V167H62ZM74 166H77L80 168H82L81 170L77 169V167H74ZM85 166V168H84ZM103 166V167H102ZM111 166H114L112 167L111 169ZM174 166V165H173ZM246 166V165H245ZM62 167V168H61ZM66 167V168H65ZM97 167H99L98 169H100V173H101V177L103 175V177L101 178L100 177V174H97L99 173V170L96 169ZM103 170L106 168L108 170V172L110 171V178L108 175L110 174H107L108 172H106V174H102L104 171L101 170L102 168ZM108 167V168H107ZM125 167V168H123ZM178 167V168H180ZM241 167V166H240ZM244 167V166H243ZM260 170H257L259 169ZM61 168V169H59ZM71 168V169H70ZM73 168H76L74 171ZM89 170L90 169V172L88 171V173H86V176H93L94 178H86L84 177L85 175V172L87 171V169ZM93 168H95L94 170L96 171L94 173V175L97 174V176H94L93 175V172H91L93 170ZM120 168V169H119ZM152 169V170H157L156 172L158 173H155V172H151L149 171V169ZM158 168V169H157ZM174 168V167H173ZM253 168L255 169V171L253 170ZM105 169V170H106ZM110 169V170H109ZM117 169V171H116ZM122 169V170H121ZM206 169V170H207ZM227 169V168H225ZM106 170V171H107ZM113 170V171H112ZM127 170V171H125ZM239 172H237V171ZM254 172H253V171ZM55 172H57L56 170H54ZM69 172V173H66V172ZM72 171V172H71ZM98 171V172H97ZM103 171V172H102ZM112 171V172H111ZM116 171V173L114 172ZM167 171V170H166ZM55 172L53 174H55ZM63 172L66 174H68L67 177H64V174ZM81 172V173H80ZM147 172V173H146ZM164 172H162L161 174H159L160 176H164ZM173 172L174 174L176 175V170L173 169L172 172L168 173L169 175H173ZM179 172V169L177 170V173ZM204 172H206L204 170ZM242 172V174L240 175V173ZM243 172H244V175H243ZM58 173V172H57ZM77 175V173L79 175L75 176V174ZM84 173V174H83ZM119 173V174H117ZM150 175H149V174ZM172 173V174H171ZM221 173V172H220ZM124 174V175H122ZM149 177H147L148 175ZM152 174V175H151ZM219 174V173H218ZM222 174V173H221ZM116 175L117 177H122V179H125L124 181L120 178H116ZM217 175V174H216ZM223 175L226 176L225 172L223 173ZM222 177L220 175H217V177L219 178H225V177ZM243 175V176H242ZM258 174H256V177H257ZM56 176L59 177V173L58 175L56 174ZM91 176V177H92ZM105 176V177H104ZM126 176V177H125ZM128 176V177H127ZM158 177V178H161V177ZM78 177V178H77ZM84 179H83V178ZM99 177V178H98ZM216 176H211L212 179H215L217 178ZM259 177V176H258ZM82 178V179H81ZM101 178V179H100ZM103 178H107L110 180L106 181V179L104 180ZM116 178V179H115ZM152 178V179H151ZM227 178V177H226ZM65 179V180H64ZM86 179H87V184L85 185V182H86ZM88 179H89V182H88ZM91 179V180H90ZM96 179V180H95ZM100 183H99V180ZM248 179H250L249 183H248ZM260 179H261V176H260ZM95 180L96 181V184L92 183V181ZM102 180H103V183H102ZM113 180V181H112ZM116 180V181H115ZM121 180L123 181V183L121 184L120 182ZM152 180V181H151ZM155 182H154V181ZM217 180V179H215ZM71 181V180H70ZM73 181V182H74ZM91 181V182H90ZM94 181V182H95ZM81 182V183H80ZM98 182V183H97ZM127 182V183H126ZM153 182L155 183V185L153 184ZM89 183H90V186H89ZM92 183V184H91ZM106 183V184H105ZM126 183V184H124ZM129 183V184H128ZM152 183V184H151ZM213 183V184H212ZM245 183V185H244ZM259 183V182H258ZM100 184H102V187L97 189L98 188V185L101 186ZM104 184V185H103ZM241 184H243L242 186V189L244 188H247L245 190H248V196L247 195H243V200H231V198L236 195L239 194V191L236 190V188L240 187ZM252 184V183H251ZM260 184H261V181H260ZM97 185V186H95ZM112 185H115V190L114 189H111L113 188ZM123 185H125V190L128 188V186L130 187V189L126 190L125 192H123L122 188H123ZM134 185V186H133ZM240 185V186H239ZM104 187V191L102 190V188ZM111 186V187H109ZM122 186V187H121ZM156 186V187H155ZM162 186V187H160ZM107 187H109L108 189H106ZM119 187V188H118ZM127 187V188H126ZM159 187V188H158ZM84 188V189H85ZM91 190L90 192L88 191L89 189ZM92 188H93V191H92ZM118 188V190H117ZM161 188V189H160ZM182 188V189H181ZM219 188V189H218ZM96 189V190H95ZM101 189V190H100ZM111 189V190H110ZM124 189V188H123ZM236 190L235 191H231V190ZM98 190V191H97ZM100 190V191H99ZM121 190V192L119 193V191ZM131 190V191H129ZM140 190V191H139ZM147 190V191H146ZM166 190V192H165ZM169 190V191H168ZM110 191V192H109ZM118 191V192H117ZM128 191V193H127ZM223 191V192H222ZM134 192V193H132ZM137 195H136V193ZM162 192V193H161ZM169 192V194H168ZM232 192V194H231ZM238 192V193H237ZM99 193V194H98ZM100 193H101V197H100ZM108 193V194H107ZM110 193V197H108ZM115 193H119L118 195H116ZM173 193V194H171ZM222 193V194H221ZM237 193V194H235ZM98 194V195H96ZM115 194V196L113 195ZM123 194V195H121ZM129 194V195H128ZM135 194V195H134ZM171 194V195H170ZM175 194V195H174ZM241 194V197H242V193ZM257 194V195H256ZM261 194V195H262ZM113 195V196H112ZM134 195V196H133ZM177 195V196H176ZM214 195V194H213ZM220 195V196H219ZM222 195V196H221ZM234 195V196H233ZM99 196V197H98ZM106 196V197H105ZM117 196H118V200H120L118 202L117 200ZM135 196H137V199ZM176 196V197H174ZM179 196V197H178ZM206 196V197H205ZM208 196V197H207ZM212 198V201L209 200V198ZM105 197V198H103ZM128 197L129 198V201H126V199L128 200ZM135 197V198H134ZM140 197V198H139ZM167 197V198H165ZM183 197V200L180 201V199ZM219 197V198H217ZM220 197L222 199H220ZM237 197V196H236ZM252 198V201L250 200ZM110 198V199H109ZM122 199H125V200H121ZM137 200V201H134V199ZM186 198V199H185ZM205 198V199H204ZM210 198V199H211ZM219 199L221 201L218 200V201H215V199ZM223 198H225L224 200L226 202H224ZM227 198V199H226ZM232 198V199H233ZM256 198L257 199H260L259 202L256 203V200L254 201L253 199ZM130 199H133L132 203L133 202H137L136 204H132V205H135L137 207L134 208V206L132 207L131 205L129 206V204H131L130 202ZM147 199V200H146ZM174 201H173V200ZM188 199V200H187ZM216 199V200H217ZM229 199V200H228ZM109 200H112V201H109ZM113 200H115L113 202ZM142 200V201H141ZM164 202H163V201ZM172 200V201H171ZM123 201H125L123 203ZM143 201L145 203H143ZM161 201V203L159 202ZM169 201V202H168ZM189 201H192V202H189ZM207 201V202H206ZM229 201V202H228ZM236 201H238L239 203H237ZM245 201V202H243ZM254 201V202H253ZM109 202V203H108ZM114 204H113V203ZM128 203V206L126 205ZM142 202V203H141ZM171 202V203H170ZM174 202V203H173ZM176 202V203H175ZM181 203V202H185V205H187L189 208H192L193 206V210L194 209H199L198 210V213L201 215H196L194 220H196L197 218L199 220H203L205 219V215L208 214V212L210 211L211 213H213V218L211 219L212 221L215 222V227L216 229L209 233V230H207V232H204L201 227V225L197 224L196 225H192V228L190 229H187V230H184V229H181L179 227L176 226L177 223L180 224V218L181 215L178 214V211L179 210V205H177V203ZM189 202V203H188ZM215 204H214V203ZM233 205H232V203ZM235 202V203H234ZM111 203V204H110ZM160 203V204H159ZM167 203V204H166ZM192 203V204H191ZM196 203V204H195ZM200 203V204H199ZM205 203V204H204ZM227 203V204H226ZM231 203V204H230ZM241 204V206H239ZM125 206V207H120V206ZM140 204V205H139ZM190 204V205H189ZM214 204V206H213ZM217 204L219 206H217ZM221 204V205H220ZM236 204V205H235ZM245 204V205H244ZM247 204V206H246ZM248 204H249V207H248ZM256 204H259L261 205V208L259 207V205L257 206ZM152 205V207H151ZM176 205V206H175ZM196 205V206H195ZM228 205H231V211L234 213H231V211H229L227 213V216H230V213H231V216L233 215V217H236L238 216L239 220L238 222H228V221H225V226H222L223 224L222 223H217L216 222V218H220V216L222 215V213L225 212V210H227V206ZM138 206L140 208H138ZM156 206V208L154 207ZM191 206V207H190ZM199 206V207H198ZM210 206V207H209ZM225 206V207H224ZM236 206V207H235ZM239 206V208H238ZM246 207V208H243L242 210V207ZM253 208H252V207ZM118 207L116 209H118ZM128 207L130 209H128ZM178 207V209L176 208ZM195 207V208H194ZM205 207V208H204ZM224 207V208H223ZM248 207V208H247ZM144 208V209H143ZM153 208V209H151ZM201 208V209H200ZM208 208V209H207ZM210 208H212L213 210H211ZM217 208V209H216ZM260 208V209H259ZM122 209H120V211H122ZM205 209V212L203 210ZM207 209V210H206ZM215 209V210H214ZM220 209V212L216 213V211H219ZM225 209V210H224ZM234 209H238L237 213ZM250 211H249V210ZM259 209V210H258ZM130 210V211H129ZM137 210V213L136 211ZM139 210V212H138ZM147 213H145L144 211ZM152 210V211H150ZM154 210V211H153ZM156 210V211H155ZM165 210V211H164ZM173 210H174V213H173ZM223 210V211H222ZM235 212H234V211ZM248 210V211H247ZM251 210H255L259 213V215L256 213L257 212H251ZM260 210L262 212H260ZM131 211H133L134 213H131L129 214ZM141 211V213H140ZM143 211V212H142ZM164 211V212H163ZM203 211V213H202ZM228 211V210H227ZM247 213H246V212ZM149 212V213H148ZM190 212V211H189ZM249 212V213H248ZM137 215H136V214ZM144 213V214H143ZM151 213V214H150ZM157 213V215H156ZM166 213V215H165ZM215 213V214H214ZM246 215H245V214ZM253 213V214H252ZM174 214V215H173ZM177 214L179 216H177ZM254 214H255V217H254ZM131 215V216H130ZM135 215V217H134ZM142 215V216H141ZM146 217H150V218H144V216ZM157 217H156V216ZM165 215V216H164ZM175 219H174V217ZM216 215V216H215ZM236 215V216H235ZM153 216V217H152ZM184 216V215H183ZM219 216V217H218ZM230 216V217H231ZM241 216V217H240ZM258 216V217H257ZM260 216V217H259ZM138 217L140 218V221L138 220ZM161 217V218H160ZM178 217V218H177ZM245 217V218H244ZM115 218H117L115 216ZM136 218V219H135ZM155 218V219H153ZM173 218V219H172ZM183 218H187L186 216H184ZM248 218V219H247ZM252 218V219H251ZM255 218V219H254ZM242 219V220H241ZM246 219V220H245ZM262 219V220H260ZM146 220V222L144 221ZM149 220V221H148ZM198 220V221H199ZM241 220V221H240ZM259 220V223L257 221ZM245 221V222H244ZM261 221V222H260ZM176 222V223H175ZM242 222V223H241ZM143 223V225H142ZM144 223H149L147 226L144 224ZM158 223V224H157ZM162 223V224H161ZM233 223V224H232ZM247 223V224H246ZM234 225V227L232 225ZM150 225V226H151ZM164 225V226H162ZM172 225V226H171ZM245 225V226H244ZM256 227H255V226ZM145 226V227H144ZM149 226V228H150ZM166 226V227H165ZM237 226V228H236ZM242 226V228H241ZM246 228L244 229L243 228ZM261 226V227H260ZM160 227V228H159ZM163 227V228H162ZM172 227V228H170ZM219 227V228H218ZM225 227V229H224ZM227 228H228V231H227ZM257 228V229H256ZM262 230H261V229ZM157 229H159V232L157 231ZM167 229V230H165ZM200 229V230H199ZM152 230V228H151ZM164 230V231H163ZM184 230V231H183ZM219 230V232H218ZM233 230V231H232ZM243 230V231H242ZM258 230V232H257ZM260 230V231H259ZM198 231V232H196ZM216 231V232H215ZM225 231V232H224ZM230 231V232H229ZM232 231V232H231ZM251 231V232H250ZM254 231V232H253ZM164 232V233H162ZM167 232V233H166ZM205 235H203V233ZM218 232V233H217ZM227 232V234H226ZM229 232V233H228ZM234 232V234H232ZM242 232V233H241ZM244 232V233H243ZM256 232V233H255ZM169 233V234H168ZM215 234V237L212 235ZM225 233V234H224ZM241 233V234H239ZM250 235H249V234ZM260 233V235H259ZM163 234V235H162ZM219 234V235H218ZM224 234V235H223ZM246 234V235H245ZM257 234V235H256ZM263 236H262V235ZM227 235V236H226ZM241 235V236H240ZM212 236V237H211ZM256 236V237H255ZM170 237V238H169ZM226 237V238H225ZM255 237V238H254ZM191 238V239H190ZM219 240H218V239ZM237 238V239H236ZM241 238V239H240ZM250 238V239H249ZM252 238V240H251ZM257 238V239H256ZM260 238V240H259ZM227 239V241H226ZM245 239V240H244ZM235 242H234V241ZM243 240V241H242ZM249 241V242H248ZM253 241V242H252ZM255 241V242H254ZM219 242V243H218ZM234 243V245L231 244ZM238 242V243H237ZM242 242V243H240ZM244 242V243H243ZM249 243V244H248ZM220 244V245H218ZM229 244H231L229 246ZM240 244V246L238 245ZM237 245V247H236ZM248 245V246H247ZM193 246V247H192ZM227 246V247H226ZM232 246V247H231ZM234 246V248H233ZM238 246L240 247V249L238 248ZM192 249H191V248ZM225 247V248H224ZM248 247V248H247ZM238 248V249H237ZM247 248V249H246ZM191 249V250H190ZM224 249V250H223ZM228 249V250H227ZM237 249V250H235ZM218 252H217V251ZM223 251V252H222ZM246 251V252H245ZM249 251V252H248ZM217 252V254H216ZM233 252H235L234 256L233 255ZM239 252V253H238ZM245 252V254H244ZM248 252V253H247ZM195 253V254H194ZM232 253V254H231ZM249 254V255H248ZM260 254V255H259ZM213 255V256H212ZM242 255V256H241ZM246 255V256H244ZM206 257L207 260H209L208 258ZM242 257V258H240ZM238 258V260H237ZM240 258V259H239ZM253 258V259H252ZM243 259V260H241ZM258 260V262H257ZM253 261V262H252ZM233 264V263H232Z\"/></svg>", "mask_w": 264, "mask_h": 264}, {"label": "bare ground", "instance_id": "2", "mask_svg": "<svg viewBox=\"0 0 264 264\" xmlns=\"http://www.w3.org/2000/svg\"><path fill=\"white\" fill-rule=\"evenodd\" d=\"M27 1V0H26ZM51 1V0H50ZM62 1V0H61ZM127 1V0H126ZM169 1V0H168ZM188 1V0H187ZM201 1V0H200ZM219 1V0H218ZM221 1V0H220ZM227 1V3L229 2L228 0H226ZM226 1H225V3H226ZM259 1L260 0H256L255 1V5H257L256 3L258 2V4H259ZM14 2V1H13ZM32 2V1H31ZM171 2V1H170ZM207 2V1H206ZM213 2V1H212ZM35 3V2H34ZM63 3H64V0H63ZM172 3V2H171ZM231 3V2H230ZM229 3V4H230ZM9 4V3H8ZM27 4H28V2H27ZM55 4H56V2H55ZM55 4H54V8H56L55 7ZM61 4V3H60ZM191 4V3H190ZM33 5V4H32ZM189 5V4H188ZM215 5V4H214ZM1 6H2V4H1ZM0 6V7H1ZM16 6H17V3H16ZM19 6V5H18ZM17 6V7H18ZM37 6V5H36ZM59 6V5H58ZM58 6H57V8H58ZM66 6V5H65ZM213 6V5H212ZM211 6V7H212ZM216 6V5H215ZM223 6H225V5H223ZM227 6V5H226ZM230 6V5H229ZM228 6V7H229ZM258 6V5H257ZM256 6V8H255V11L253 10V16L254 17H258V19H257V22H258V20H259V9L257 10V8H259V7H257ZM7 7H9V6H7ZM29 7V6H28ZM38 7V6H37ZM36 7V8H37ZM205 7V6H204ZM210 7V6H209ZM214 7V6H213ZM217 7V6H216ZM218 7H219V5H218ZM2 8H3V6H2ZM24 8V7H23ZM36 8H33V9H36ZM64 8V7H63ZM90 8V7H89ZM221 8H223L222 6H221ZM15 9V8H14ZM17 9H19V8H17ZM29 9V8H28ZM32 9V8H31ZM47 9V8H46ZM59 9V8H58ZM124 9V8H123ZM139 9V8H138ZM199 9V8H198ZM216 9V8H215ZM226 9V8H225ZM1 10V9H0ZM10 10V9H9ZM22 10V9H21ZM52 10H54L53 8H52ZM56 10V9H55ZM64 11H65V9H63ZM93 10V9H92ZM170 10V9H169ZM174 10V9H173ZM212 10V9H211ZM210 10V11H211ZM217 10H218V8H217ZM221 10H223V9H221ZM6 11H8V9L6 10ZM15 11V10H14ZM58 11V10H57ZM213 11V10H212ZM219 11H220V9H219ZM256 11H257V14H258V16L257 15H254V14H256ZM67 12V11H66ZM222 12V11H221ZM233 12V11H232ZM255 12V13H254ZM0 13H2V12H0ZM13 13V12H12ZM11 13V14H12ZM70 13V12H69ZM134 13V12H133ZM190 13V12H189ZM223 13V12H222ZM221 13V14H222ZM72 14V13H71ZM200 14V13H199ZM213 14V13H212ZM215 14V13H214ZM230 14V13H229ZM15 15V14H14ZM20 15V14H19ZM69 15V14H68ZM189 15V14H188ZM210 15V14H209ZM232 15H234L233 17H232ZM231 15V17H230V15H229V17L232 19V22L233 21H235L234 23H236V25L234 26L235 28H233V31H237V28H238V33H239V31H241L240 32V34L238 35V33H236L235 34V32L233 33V34H235V35H238V37L245 31L244 29H242V28H240V27H243L244 28V26H246L245 24H247V29H248V31H247V33H246V31H245V33H246V35L245 36H250L251 37V39H249L250 41L252 40V39H255V38H253V37H255L254 35H256L257 33H255V31L256 32H258V30H260L259 28L260 27H258V29L256 28L255 29V27L256 26H259L260 25V22L259 23H256V21L254 22L255 23V27H253L254 29H255V31H253L252 32V24L251 23H249V21L247 20V18L245 19V17H237V15L235 14V12H233V14ZM3 16V15H2ZM2 16H0V17H2ZM9 17H10V15H8ZM86 16V15H85ZM219 16V15H218ZM225 16V15H224ZM223 16V17H224ZM15 17V16H14ZM78 17V16H77ZM152 17V16H151ZM190 17V16H189ZM221 17V16H220ZM227 17V16H226ZM228 17V18H229ZM6 18V17H5ZM4 18V19H5ZM21 18V17H20ZM203 18H205V17H203ZM211 18V17H210ZM214 18V17H213ZM227 18V19H228ZM233 18H235V19H237V18H241V22L243 21V24L244 25H242V23L241 24H239L240 23V19H237V20H235V19H233ZM2 20H4L3 18H1ZM0 19V20H1ZM17 19H18V17H17ZM31 19V18H30ZM48 19V18H47ZM215 19V18H214ZM217 19H219V18H216V20ZM230 19V20H231ZM255 19V20H256ZM15 20V19H14ZM20 20H22V19H20ZM20 20H19V22H20ZM171 20V19H170ZM204 20V19H203ZM6 21V20H5ZM4 21V22H5ZM23 21V20H22ZM144 21V20H143ZM196 21H198V20H196ZM205 21V20H204ZM221 21V20H220ZM220 21H217V23L218 22H220ZM223 21V20H222ZM225 21V20H224ZM260 21V20H259ZM2 22V21H1ZM8 22H10V21H8ZM24 22V21H23ZM35 22V21H34ZM113 22V21H112ZM131 22H132V20H131ZM171 22V21H170ZM174 22V21H173ZM227 22V21H226ZM229 22V21H228ZM231 22V21H230ZM231 22V23H232ZM3 23V22H2ZM27 23V22H26ZM36 23V22H35ZM111 23V22H110ZM165 23V22H164ZM234 23H232L233 25H234ZM6 24V23H5ZM12 24V23H11ZM20 24V23H19ZM23 24V23H22ZM186 24V23H185ZM230 24V23H229ZM257 24H259V25H257ZM0 25H4V23L3 24H0ZM7 26H8V24H6ZM27 25V24H26ZM99 25V24H98ZM196 25V24H195ZM240 27H239V26ZM242 25V26H241ZM251 25V26H250ZM254 25V24H253ZM7 26H3V28L4 27H7ZM23 26H25V25H23ZM22 26V27H23ZM33 26V25H32ZM50 26V25H49ZM56 26V25H55ZM170 26V25H169ZM197 26V25H196ZM208 26V25H207ZM210 26V25H209ZM218 26V25H217ZM238 26V27H237ZM249 26H250V28L251 29H249ZM41 28H42V26H40ZM215 27V26H214ZM220 27V26H219ZM231 27V26H230ZM229 27V28H230ZM237 27V28H236ZM245 27V28H246ZM0 28H1V26H0ZM31 28V27H30ZM153 28V27H152ZM167 28V27H166ZM224 28H226V27H224ZM229 28L227 29V30H229ZM5 29V28H4ZM8 29V33H9V31H10V34H11V32L13 31V29H11V27L9 28H7ZM28 29H29V27H28ZM50 29V28H49ZM74 29V28H73ZM215 29H216V27H215ZM234 29H236V30H234ZM3 30V29H2ZM12 30V31H11ZM35 30V29H34ZM34 30H32V32L34 31ZM219 30H220V28H219ZM219 30H217L216 31V33L219 31ZM222 30V29H221ZM225 30V29H224ZM244 30V31H243ZM251 30V31H250ZM15 31H17V30H14L13 31V33L15 32ZM38 31V30H37ZM48 31V30H47ZM58 31V30H57ZM106 31V30H105ZM174 31V30H173ZM183 31V30H182ZM194 31V30H193ZM198 31V30H197ZM4 32V31H3ZM6 32V33H7ZM18 32V31H17ZM16 32V33H17ZM27 32V31H26ZM111 32V31H110ZM146 32V31H145ZM200 32V31H199ZM223 32V31H222ZM222 32H221V34H222ZM261 32V31H260ZM259 32V33H260ZM12 33V34H13ZM15 33V34H16ZM43 32H41V34H42ZM45 33V32H44ZM198 33V32H197ZM225 33V32H224ZM228 33H230V32H228ZM248 33H250V35L248 34ZM259 33L257 34V35H259ZM21 34V33H20ZM22 34H24L23 36H22V38L23 37H25V34H27V33H22ZM21 34V35H22ZM118 34V33H117ZM254 34V35H253ZM21 35H19L20 37H21ZM47 35V34H46ZM49 35V34H48ZM168 35V34H167ZM192 35V34H191ZM234 35V36H235ZM251 35H253V36H251ZM16 36V35H15ZM14 36V37H15ZM19 36H18V38H19ZM27 36V35H26ZM42 36V35H41ZM61 36V35H60ZM82 36V35H81ZM120 36V35H119ZM199 36H201V34L199 35ZM212 36V35H211ZM215 36V35H214ZM224 36V35H223ZM226 36V35H225ZM234 36L232 35L231 36V39H233L234 38ZM247 36V37H248ZM260 36V35H259ZM258 36V37H259ZM4 37V36H3ZM10 37V36H9ZM27 37H29V36H27ZM27 37H26V40H30L29 38L27 39ZM43 37V36H42ZM83 37H84V35H83ZM147 37V36H146ZM183 37V36H182ZM213 37V36H212ZM218 37V36H217ZM220 37V36H219ZM233 37V38H232ZM249 37V38H250ZM21 38V39H22ZM190 38H192V37H190ZM189 38V39H190ZM196 38V37H195ZM194 38V39H195ZM203 38V37H202ZM216 38V37H215ZM222 38V37H221ZM230 38V37H229ZM235 38H237V36L235 37ZM241 38H242V40H243V38L244 39H246L245 37H242V35H241ZM257 38V37H256ZM260 38H263V37H260ZM260 38H257L258 40L260 39ZM12 40V37H10L9 38V40ZM15 39V38H14ZM42 39V38H41ZM63 39V38H62ZM65 39V38H64ZM67 39V38H66ZM85 39H87V38H85ZM84 39V40H85ZM91 39V38H90ZM96 39V38H95ZM206 39V38H205ZM213 39V38H212ZM231 39H228L227 41H229V40H231ZM238 39V38H237ZM19 40V39H18ZM26 40H25V43H26ZM45 40V39H44ZM47 40V39H46ZM45 40V41H46ZM49 40H51V39H49ZM83 40V41H84ZM177 40V39H176ZM197 40H199V39H197ZM220 40V39H219ZM224 40V39H223ZM226 40V39H225ZM258 40H256V41H258ZM31 41V40H30ZM44 41V42H45ZM105 41V40H104ZM185 41V40H184ZM209 41V40H208ZM215 41H217V40H215ZM232 41V40H231ZM246 41V40H245ZM245 41H243L244 43H245ZM255 41V40H254ZM260 41H262V42H264L263 41V39L261 40L260 39ZM259 41V42H260ZM42 43V45L44 44V46H45V43ZM48 42V41H47ZM62 42V41H61ZM85 42V41H84ZM95 42V41H94ZM168 42V41H167ZM206 42V41H205ZM220 42V41H219ZM230 42V41H229ZM234 42L236 43L237 41H235V39H234ZM242 42V43H243ZM258 42V43H259ZM32 43H33V41H32ZM186 43V42H185ZM190 43V42H189ZM240 43H241V40H240ZM246 43H247V45L246 44H244L245 46H247L246 47V49L247 50H249V48L250 47H252V45H250V43L249 42H247L246 41ZM261 43V42H260ZM259 43V44H260ZM97 44V43H96ZM204 44V43H203ZM219 44V43H218ZM224 44V43H223ZM248 44L250 45V47H248ZM251 44H253L254 46H255V44L256 43H254L253 41H252V43ZM99 45V44H98ZM231 45V44H230ZM228 45L229 47H231V46H235V45ZM243 45V46H244ZM103 46V45H102ZM178 46V45H177ZM193 46V45H192ZM194 46H195V43H194ZM197 46V45H196ZM227 46V47H228ZM238 46V45H237ZM236 46V47H237ZM241 46V45H240ZM257 46H259V45H257ZM261 46V45H260ZM264 46V45H263ZM27 47L29 48L30 46L29 45H27ZM51 47V46H50ZM54 47V46H53ZM89 47V46H88ZM4 48V52H6V51H8V50H6L5 49V47H3ZM2 48V49H3ZM6 48H9V47H6ZM11 48V47H10ZM9 48V51L11 50ZM27 48V49H28ZM79 49H80V47H78ZM78 48H74V49H78ZM202 48V47H201ZM232 48V50H233V47H231ZM230 48V49H231ZM235 48V47H234ZM253 48V47H252ZM251 48V49H252ZM261 48V47H260ZM1 48H0V51L2 50ZM72 49V48H71ZM89 49V48H88ZM129 49V48H128ZM180 49V48H179ZM191 49V48H190ZM194 49H195V47H194ZM207 49V48H206ZM237 49H239V48H237ZM245 49V48H244ZM255 49V48H254ZM258 49V48H257ZM261 49H263V48H261ZM6 50V51H5ZM29 50V49H28ZM38 50V49H37ZM47 50V49H46ZM162 50V49H161ZM174 50V49H173ZM177 50V49H176ZM208 50H209V48H208ZM236 50V49H235ZM234 50V51H235ZM240 50H242L241 48H240ZM259 50V49H258ZM13 51H15V50H13ZM13 51H11V56H13ZM27 51V50H26ZM31 51V50H30ZM48 52L50 51V50H47ZM66 51V50H65ZM78 51V50H77ZM81 51V50H80ZM79 51V52H80ZM88 51V50H87ZM231 51V50H230ZM238 50H236V52H237ZM257 50L255 49V52H256ZM259 51H261V50H259ZM3 52V50L1 51V53ZM15 52H17V51H15ZM19 52V51H18ZM21 52H22V50H21ZM40 52V51H39ZM47 52V53H48ZM71 52V51H70ZM74 52V51H73ZM82 52V51H81ZM80 52V53H81ZM193 52V51H192ZM254 52V53H255ZM262 52V51H261ZM50 53V52H49ZM83 53V52H82ZM239 53H241V52H239ZM246 53V52H245ZM248 54H249V52H247ZM257 53H260V52H257ZM257 53L255 54V55H257ZM7 54V56H5ZM5 55L2 53L0 56H1V58H3L4 56L5 57H8V54L9 53H6ZM15 54V53H14ZM19 54V53H18ZM40 54V53H39ZM52 54H54V53H52ZM71 54V53H70ZM77 54V53H76ZM86 54V53H85ZM89 54V53H88ZM88 54H86V56L88 55ZM137 54V53H136ZM2 55H3V57H2ZM17 55V54H16ZM16 55H14V56H16ZM45 55V54H44ZM47 55H49V54H47ZM58 55V54H57ZM65 55V54H64ZM74 55V54H73ZM142 55V54H141ZM185 55V54H184ZM190 55V54H189ZM193 55V54H192ZM232 55V54H231ZM238 55H240V54H238ZM250 55V54H249ZM249 55H247L248 57H249ZM262 55V54H261ZM18 56V55H17ZM42 56V55H41ZM53 56V55H52ZM51 56V57H52ZM54 56H55V54H54ZM70 56H72V54L70 55ZM69 56V57H70ZM171 56V55H170ZM191 56V55H190ZM198 56V55H197ZM210 56V55H209ZM213 56V55H212ZM236 56V55H235ZM3 58V59H6V58ZM38 57H40L39 55H38ZM45 57V56H44ZM50 57V58H51ZM57 56H55L54 58H56ZM67 57H68V55H67ZM78 57V56H77ZM139 57V56H138ZM184 57V56H183ZM213 57H215V56H213ZM234 57V56H233ZM8 58H10V57H8ZM62 58V57H61ZM60 58V59H61ZM73 58H74V56H73ZM81 58V57H80ZM83 58H84V56H83ZM83 58H81V59H83ZM85 58H87V57H85ZM91 58H93V57H91ZM171 58H172V56H171ZM232 58V57H231ZM254 58H256L257 60H258V62H260L259 60H260V58L258 57H254ZM18 59V58H17ZM32 59V58H31ZM30 59V60H31ZM40 59V58H39ZM42 59H44V58H42ZM52 59V58H51ZM216 59V58H215ZM236 59H237V57H236ZM251 59H253V58H251ZM0 60H2V59H0ZM10 60V59H9ZM8 60V61H9ZM15 60V59H14ZM62 60V59H61ZM68 60H70V58L68 59ZM72 60H75V58L74 59H72ZM78 59H76L75 61H77ZM90 60V59H89ZM173 60V59H172ZM203 60V59H202ZM235 60V59H234ZM233 59H232V61H234ZM248 60H250V57H249V59ZM254 60V59H253ZM253 60H251V63L252 64H254V62H253ZM23 61V60H22ZM25 61V60H24ZM35 61V60H34ZM42 61V60H41ZM45 61V60H44ZM53 61V60H52ZM56 61V60H55ZM54 61V62H55ZM62 61H64V60H62ZM79 61V60H78ZM201 61V60H200ZM213 61H214V59H213ZM212 61V62H213ZM216 61V60H215ZM1 62V61H0ZM2 62H6V60L5 61H2ZM1 62V63H2ZM9 62H11V61H9ZM18 62V61H17ZM27 62V61H26ZM28 62H29V59H28ZM36 62H37V59H36ZM47 62V61H46ZM120 62V61H119ZM179 62V61H178ZM199 62V61H198ZM202 62V61H201ZM250 62V61H249ZM262 62H264V61H262ZM8 63V62H7ZM34 63V62H33ZM58 63H60L59 62V60H58ZM70 63V62H69ZM72 63V62H71ZM73 63H74V61H73ZM81 63H82V61H81ZM181 63V62H180ZM204 63H205V61H204ZM207 63V62H206ZM257 63V62H256ZM11 65H12V63H10ZM9 64V65H10ZM20 64H21V62H20ZM30 64H31V61H30ZM66 64V63H65ZM92 64V63H91ZM106 64V63H105ZM200 64V63H199ZM213 64V63H212ZM233 64H235V63H233ZM247 64V63H246ZM245 64V65H246ZM259 64V63H258ZM4 65V64H3ZM10 65V66H11ZM26 65H27V63H26ZM34 65H36L37 66V64H34ZM59 65V64H58ZM72 65V64H71ZM87 65V64H86ZM101 65H102V63H101ZM191 65V64H190ZM192 65H194V64H192ZM203 65V64H202ZM238 64H236L235 66H237ZM1 66H2V64H1ZM5 66H6V64H5ZM4 66V67H5ZM10 66H8V69H9V67ZM16 66V65H15ZM22 66H24V68H25V64L23 65L22 64ZM46 66H49L48 64L46 65ZM50 66H51V64H50ZM180 66V65H179ZM195 66V65H194ZM207 66V65H206ZM211 66V65H210ZM215 66V65H214ZM214 66H213V69H214ZM249 66H252V65H250L249 64ZM249 66H247L246 68H245V70H244V72H245V74H246V80H242V78H241V81L243 82V83H245V81H246V84H244L245 86L243 87L242 86V84L240 85V83H239V81L240 80H238V79H240V77H239V75H238V73H239V71L237 72V77H239L236 81H238V83L237 84H239V85H236V86H238V87H243V89L241 90V91H244V93H245V89L247 90L246 92H248V90L250 89H247L248 88V86H250L249 84L247 85V81L249 80V78L250 77H255L256 75H258V72L256 73V66L255 65H253L251 68H249ZM13 67V66H12ZM88 67V66H87ZM93 67V66H92ZM95 67V66H94ZM135 67V66H134ZM188 67V66H187ZM202 67V66H201ZM208 67V66H207ZM206 67V68H207ZM258 67V66H257ZM261 67V66H260ZM263 67V66H262ZM1 68V67H0ZM3 68V67H2ZM7 68V67H6ZM27 68V67H26ZM43 68V67H42ZM66 68V67H65ZM65 68H64V70H65ZM70 68V67H69ZM72 68V67H71ZM80 68V67H79ZM111 68V67H110ZM174 68V67H173ZM179 68V67H178ZM208 68H210V67H208ZM207 68V69H208ZM220 68V67H219ZM237 68V67H236ZM244 68V67H243ZM7 69V70H8ZM11 69V68H10ZM10 69H9V71H10ZM28 69V68H27ZM58 69V68H57ZM82 69V68H81ZM95 69V68H94ZM94 69H93V71H94ZM172 69V68H171ZM222 69V68H221ZM262 69V68H261ZM4 70V69H3ZM19 70V69H18ZM23 70V69H22ZM30 69H28L27 71H29ZM32 70V69H31ZM39 69H37V71H38ZM43 70V69H42ZM53 70V69H52ZM67 70H69V69H67ZM71 70V69H70ZM110 70V69H109ZM173 70V69H172ZM188 70V69H187ZM200 70V69H199ZM234 70H235V67H234ZM263 70V69H262ZM0 71H2V70H0ZM6 71V70H5ZM15 71V70H14ZM13 71V72H14ZM26 71V70H25ZM48 71V70H47ZM51 71V70H50ZM102 71H103V69H102ZM107 71V70H106ZM105 71V72H106ZM174 71V70H173ZM203 71V70H202ZM32 72V71H31ZM33 72H35L34 70H33ZM33 72H32V74H33ZM49 72V71H48ZM47 72V73H48ZM66 73H68L67 71H65ZM77 72V71H76ZM78 72H79V70H78ZM98 72V71H97ZM154 72H156L155 70H154ZM179 72V71H178ZM195 72V71H194ZM208 72V71H207ZM0 73H2V72H0ZM9 74H10V72H8ZM8 73H5V74H8ZM15 73V72H14ZM13 73V74H14ZM42 73H43V71L41 72V75H42ZM45 73V72H44ZM104 73V72H103ZM137 73V72H136ZM203 73H204V71H203ZM206 73V72H205ZM209 73L211 74V71H209ZM236 73V72H235ZM243 73V72H242ZM4 74V73H3ZM49 74V73H48ZM58 74H59V72H58ZM65 74V73H64ZM71 74V73H70ZM158 74V73H157ZM161 74V73H160ZM184 74V73H183ZM200 74L201 73H199V76H200ZM216 74V73H215ZM220 74V73H219ZM260 74V73H259ZM2 75V74H1ZM14 75H16V74H14ZM34 75V74H33ZM45 75V74H44ZM51 75V74H50ZM53 75V74H52ZM96 75V74H95ZM105 75V74H104ZM182 75V74H181ZM198 75V74H197ZM221 75V74H220ZM220 75H219V77H220ZM223 75V74H222ZM263 75H264V73H263ZM9 76V75H8ZM10 76H12V75H10ZM31 76V75H30ZM38 76V75H37ZM59 76H60V74H59ZM66 76H68V75H66ZM81 76V75H80ZM106 76V75H105ZM134 76V75H133ZM209 76V75H208ZM207 76V77H208ZM211 76V75H210ZM234 77H232L230 80H232V79H234L236 76L235 75H233ZM243 76V75H242ZM241 76V77H242ZM259 76V75H258ZM2 77H5V75H2ZM17 78H18V76H16ZM21 77V76H20ZM19 77V78H20ZM36 77V76H35ZM52 77V76H51ZM53 77H55V76H53ZM62 77H63V75H62ZM71 77V76H70ZM151 77V76H150ZM184 77V76H183ZM212 77V76H211ZM215 77V76H214ZM1 78V77H0ZM6 78H8L7 76H6ZM37 78V77H36ZM43 78V77H42ZM46 78V77H45ZM44 78V79H45ZM56 78V77H55ZM59 78V77H58ZM57 78V79H58ZM87 78H89V77H87ZM127 78V77H126ZM153 78V77H152ZM198 78V77H197ZM221 78V77H220ZM219 78V79H220ZM244 78V77H243ZM244 78V79H245ZM261 78V77H260ZM263 78V77H262ZM5 78H3V80H4ZM14 79V78H13ZM30 79H31V77H30ZM33 80H34V78H32ZM51 79V78H50ZM65 79V78H64ZM70 79V78H69ZM73 79V78H72ZM75 79V78H74ZM156 79H158V78H156ZM215 79H217L216 77H215ZM214 79V80H215ZM219 79H217V80H219ZM257 79H258V77H257ZM53 80H54V78H53ZM52 80V81H53ZM82 80V79H81ZM84 80V79H83ZM93 80V79H92ZM148 80H149V78H148ZM152 80V79H151ZM159 80V79H158ZM196 80V79H195ZM198 80V79H197ZM210 80V79H209ZM223 80V79H222ZM252 80V79H251ZM9 81H14V80H12V79H10ZM40 81V80H39ZM49 81V80H48ZM54 81H56V80H54ZM87 81V80H86ZM85 81V82H86ZM141 81V80H140ZM166 81V80H165ZM185 81V80H184ZM221 81V80H220ZM234 81H235V79H234ZM235 81V82H236ZM250 81V80H249ZM256 81V80H255ZM257 81H259V80H257ZM1 82H3L2 80H1ZM7 82V81H6ZM16 82L17 81H14L13 83H15V86H14V88L16 87ZM73 81H71L70 83H72ZM76 82H77V80H76ZM108 82V81H107ZM139 82V81H138ZM168 82V81H167ZM230 82V81H229ZM8 83V82H7ZM7 83H5V84H7ZM20 83H22V81L20 82ZM47 83V82H46ZM53 83V82H52ZM69 83V82H68ZM80 83V82H79ZM189 83V82H188ZM232 83H234V82H231V86H232ZM254 82H253V80H252V85H255V83L253 84ZM261 83H263V82H261ZM8 84H10V83H8ZM12 84V83H11ZM28 84V83H27ZM42 84V83H41ZM48 84V83H47ZM132 84V83H131ZM139 84V83H138ZM183 84H184V82H183ZM191 84V83H190ZM197 84V83H196ZM195 84V85H196ZM222 84H223V82H222ZM18 85V84H17ZM54 85V84H53ZM69 85V84H68ZM71 85V84H70ZM75 85V84H74ZM86 85V84H85ZM177 85H179V84H177ZM193 85V84H192ZM224 85V84H223ZM19 86V85H18ZM17 86V87H18ZM28 86V85H27ZM30 86V85H29ZM76 86V85H75ZM80 86V85H79ZM189 86V85H188ZM206 86V85H205ZM227 86V85H226ZM256 87H257V85H255ZM2 87H3V84H2ZM10 87H12V86H10ZM16 87V88H17ZM30 87H32V86H30ZM43 87V86H42ZM60 87V86H59ZM58 87V88H59ZM72 87H74V86H72ZM111 87V86H110ZM146 87V86H145ZM229 87V86H228ZM252 88L254 87V86H251ZM6 88V87H5ZM9 88V87H8ZM13 88V87H12ZM14 88H13V90H14ZM19 88V87H18ZM22 88V87H21ZM27 88H29V87H27ZM33 88V87H32ZM46 88H48V87H46ZM49 88H50V86H49ZM48 88V89H49ZM67 88V87H66ZM66 88H65V90H66ZM125 88V87H124ZM188 88V87H187ZM260 88V90L261 89H263V88H261V87H259ZM258 88V89H259ZM48 89L46 90L47 92H48ZM53 89V88H52ZM72 89V88H71ZM73 89H75V88H73ZM94 89V88H93ZM179 89V88H178ZM184 89V88H183ZM224 89H225V87H224ZM233 89H234V87H233ZM232 89V87H231V89L230 90H233ZM253 89H255V87L253 88ZM257 89V90H258ZM7 90H9V89H7ZM20 90V89H19ZM67 90H69L68 88H67ZM235 90V89H234ZM256 90V91H257ZM264 90V89H263ZM2 91V90H1ZM22 91H23V89H22ZM33 91V90H32ZM78 91H79V88H78ZM97 91V90H96ZM250 91H252V90H250ZM256 91H254V92H256ZM262 91V90H261ZM9 92V91H8ZM28 92H29V90H28ZM40 92H42V90H40ZM43 92H44V90H43ZM42 92V93H43ZM49 92H51V90L49 91ZM63 92V91H62ZM61 92V93H62ZM67 92H69V91H67ZM152 92V91H151ZM196 92H199V91H197L196 90ZM236 92V91H235ZM240 92V91H239ZM253 92V91H252ZM253 92V94H255ZM258 93H259V91H257ZM10 93V92H9ZM14 93H16V92H14ZM22 93H24V92H22ZM30 93H31V91H30ZM46 93V92H45ZM65 93V92H64ZM170 93V92H169ZM204 93V92H203ZM238 93V92H237ZM240 93L242 94V95H240ZM239 93V95L238 96H242L241 98H243V97H245V101H244V98H243V103H242V101H240V103L242 104H239L238 102H239V100L241 99L240 97H237L236 95H235V97H237V99H236V101H237V103H233V104H238L240 107H242L244 104H246L245 106H244V108L243 109H245V107L247 106V100H246V98L248 99V96L250 95L249 94V92L247 93V94H249V95H245L244 93H242V92H240ZM251 93V92H250ZM17 94H21V93H17ZM48 94V93H47ZM53 94V93H52ZM121 94V93H120ZM200 94H202V93H200ZM221 94V93H220ZM232 94V93H231ZM244 94V95H243ZM252 94V95H253ZM261 94H262V92H261ZM1 95V94H0ZM27 95L30 97V95L27 93ZM55 95V94H54ZM161 95V94H160ZM159 95V96H160ZM174 95V94H173ZM206 95V94H205ZM221 95H224V93L223 94H221ZM233 95V94H232ZM231 95V96H232ZM259 95V94H258ZM264 95V94H263ZM17 96H19V98H21V96L20 95H17ZM35 96V95H34ZM43 96V95H42ZM45 96V95H44ZM102 96V95H101ZM185 96V95H184ZM225 96V95H224ZM224 96H222V98H221V103L224 105V100H223V98H224ZM255 96V95H254ZM7 97V96H6ZM206 97H208V95H206L205 97H203V99H202V97L201 96H199V98L200 99H198V97H196L195 96V98L196 99H198L197 101H201V102H203V105L205 106V108L207 109V107H208V104H206ZM14 98V97H13ZM28 98V97H27ZM48 98V97H47ZM50 99H52L51 97H49ZM77 98H79V97H77ZM190 98V97H189ZM204 98H205V100H204ZM232 98H234V95H233V97ZM238 98H240V99H238ZM35 99H36V97L33 99L34 101H35ZM97 99V98H96ZM195 99V100H196ZM235 99V98H234ZM254 99V98H253ZM2 100V99H1ZM5 100V99H4ZM22 100V99H21ZM53 100V99H52ZM69 100V99H68ZM188 100H190V99H188ZM187 100V101H188ZM219 100V99H218ZM223 100V101H222ZM251 100V99H250ZM14 101V100H13ZM16 101V100H15ZM23 101H25L26 102V99H23ZM28 101V100H27ZM54 101V100H53ZM56 101V100H55ZM99 101V100H98ZM161 101V100H160ZM232 101V99H230V101H228L229 103ZM235 101V102H236ZM1 102V101H0ZM11 102V101H10ZM24 102V104L23 105H25L26 103ZM200 102V103H201ZM232 102H234V101H232ZM231 102V103H232ZM2 103H3V100H2ZM16 103V102H15ZM40 103H42V102H40ZM70 103V102H69ZM68 103V104H69ZM122 103V102H121ZM173 103V102H172ZM178 103V102H177ZM195 103L198 105V103L195 101ZM200 103H199V105H198V109H197V106H196V104H195V106L194 105H192V106H190V107H193V109H195V110H193V109H191V108H188V107H185V108H182V107H179L180 108V111L178 110V108L176 109V111L178 110L179 112V116H180V114H181V116H183V118L180 116V118H182L183 119V121H187V123H190V124H192L191 126L193 127H191L190 126V130L192 129V132L191 133H189V134H187L186 135V132H185V130L187 131V129H185L184 128V132L183 133H185V135L183 136L182 135V138L180 139V140H183V139H185L186 138V143H189L188 141L190 140L191 141V136L192 135H194V137H195V139L193 140V142H192V147H194V149L196 150V151H194L193 150V148L191 147V149H189L191 152H195V154H196V157H197V159H198V161H199V163H200V165H205V164H208V165H206V166H208L209 168L207 169L206 167H204L205 169H203V170H205L206 172H204V175H206V177H207V179H208V181H209V179H211V181H209L210 183L211 182H213L212 184L217 188V187H219V188H222L223 189V191L224 190H229V189H232V187L234 186V185H237L238 184V182L240 183L241 182V180L242 179H239V177H238V174H234L233 172H232V169H229L228 168V164L229 163H227L226 162V156L222 159L223 161H225V163H223V164H221V157H220V155H218L220 158H218V156L216 157V155H217V153L215 152V154L216 155H214L213 157L214 158H217V161H216V159H213V157H210V160H208V162H207V156L208 155H211L212 154V152L214 151V149L213 148H211V147H205V145L203 144V142H201L202 140H203V136H204V132H203V134L200 132L201 131V128H202V124H204V126H206L205 125V122L203 123V121H206L207 122V120H209V118L210 117H212V118H216L217 117V114L219 113V115H220V117H219V120L221 119V118H223L222 116L224 115L223 114V112L222 111H225V108L227 109V107H225V106H223L221 103V105H222V107H220V104H219V102L217 103V106H216V113H214V114H212L211 113V111L209 112L210 114L209 115H211L208 119H205V118H207L208 116V110H207V115L206 114H204L205 112H206V110H205V108H203L204 106H202V104H201V106L202 107H200ZM228 103V104H229ZM10 104V103H9ZM28 104V103H27ZM30 104V103H29ZM28 104V105H29ZM66 104V103H65ZM73 104V103H72ZM77 104H78V102H77ZM171 104V103H170ZM184 104L185 103H183V105L182 106H184ZM230 105L229 107H231V108H233V106H235V105ZM259 104V103H258ZM258 104L256 103H254V105H256L257 107H258ZM262 104V103H261ZM12 105V104H11ZM20 105V104H19ZM22 105V104H21ZM31 105V104H30ZM60 105V104H59ZM110 105V104H109ZM176 105V104H175ZM186 105V104H185ZM190 105H191V103H190ZM16 106V105H15ZM14 106V107H15ZM44 106V105H43ZM52 106H55V105H52ZM64 106V105H63ZM62 106V107H63ZM68 106H70V105H68ZM68 106H67V108H68ZM74 106H75V104H74ZM80 106H81V104H80ZM92 106V105H91ZM136 106V105H135ZM166 106V105H165ZM177 106V105H176ZM254 107V108H256L257 109V107ZM261 106L262 105H260V108H261ZM5 107V106H4ZM10 107V106H9ZM31 107V106H30ZM46 107V106H45ZM50 107V106H49ZM72 107V106H71ZM85 107V106H84ZM199 107H200V109L202 108L204 111V113L202 112L201 113V111H199L200 112V114H193V118H191V115H192V113L190 112L189 113V111H190V109L191 110H193V111H195V112H193V113H196V111L197 110H200L199 109ZM224 107V108H223ZM253 107V106H252ZM251 107V108H252ZM11 108V107H10ZM33 108V107H32ZM42 108V107H41ZM51 108V107H50ZM61 108V107H60ZM66 108V107H65ZM104 108V107H103ZM182 108V109H181ZM236 108V106L233 108V109H235ZM253 108V109H254ZM259 108V107H258ZM263 108V107H262ZM261 108V109H262ZM25 109V108H24ZM28 109V108H27ZM47 109V107L45 108V110ZM49 109V108H48ZM46 110V111H49V110ZM52 110H53V107L51 108ZM50 109V110H51ZM56 109H58L57 107L55 108V110ZM68 109H70V108H68ZM73 109H74V107H73ZM77 110H78V108H76ZM75 109V110H76ZM84 109H86V108H84ZM95 109V108H94ZM101 109V108H100ZM99 109V110H100ZM110 109V108H109ZM197 109V110H196ZM221 109H222V111H221ZM230 109V108H229ZM232 109V110H233ZM237 111L236 110H234L233 112H231L230 114H228L229 115V119H233L234 117H238V115L240 114V112L242 113V111L241 110H243L242 108H239L238 106H237ZM240 109V111H238ZM252 109V112H255L254 110H256V109H254L253 110ZM89 109H87V111H88ZM115 110V109H114ZM174 110L175 109H173V112H174ZM43 111V110H42ZM63 111H65V110H63ZM62 111V112H63ZM68 111H70V110H68ZM175 111V112H176ZM228 111H231V109L230 110H228ZM235 111H236V116L234 115V113H235ZM260 111H263V110H260ZM5 112V111H4ZM22 112V111H21ZM20 112V113H21ZM24 112V111H23ZM25 112H26V110H25ZM29 112L30 111H28V114H29ZM34 112H36V111H34ZM38 112H39V110H38ZM54 112V111H53ZM91 112V111H90ZM99 112V111H98ZM227 111H225L224 113H226ZM13 113H15V112H13ZM18 113H19V111H18ZM32 113V115H33V112H31ZM42 113V112H41ZM47 113V112H46ZM57 113V112H56ZM74 113H75V111H74ZM84 113V112H83ZM112 113V112H111ZM228 113V112H227ZM238 113V114H237ZM258 113H259V109H258ZM27 114V113H26ZM43 114V113H42ZM63 114V113H62ZM76 114V113H75ZM122 114V113H121ZM174 114V113H173ZM231 114H233L234 116H233V118L231 117L232 115ZM255 114V113H254ZM14 115H16V114H14ZM30 115V114H29ZM35 115H36V113H35ZM59 115V114H58ZM64 115H67V114H65V112H64ZM81 115H84V114H81ZM87 115V114H86ZM90 115V114H89ZM174 115H176V114H174ZM194 115H195V118H194ZM196 115H201L200 117L199 116H196ZM207 117H206V116ZM251 115H252V113H251ZM250 115V116H251ZM256 115V116H255ZM255 115H252V117H254V119H257V116H260L259 114L257 115V114H255ZM28 116V115H27ZM34 116V115H33ZM37 116H39V114L37 113ZM48 116V115H47ZM46 116V118H48V119H51V116H48L47 117ZM79 116V115H78ZM96 116V115H95ZM104 116H106V115H104ZM108 116V115H107ZM115 116V115H114ZM1 117V116H0ZM2 117H4V116H2ZM1 117V118H2ZM9 117V116H8ZM8 117H4V119H6V120H8ZM22 117H23V115H22ZM32 116H30V118H31ZM40 117H42V115L40 116ZM40 117H38V119L40 118ZM50 117V118H49ZM60 117V116H59ZM63 117V116H62ZM65 117V116H64ZM66 117H68L69 118V116H66ZM65 117V118H66ZM128 117V116H127ZM236 117V118H237ZM251 117V118H252ZM256 117V118H255ZM261 117V116H260ZM0 118V121H2L3 120V118L1 119ZM28 118H29V116H28ZM27 118V119H28ZM35 118V117H34ZM46 118H45V120H46ZM53 119L52 120H54L55 121V119H54V116L52 117ZM92 118V117H91ZM96 118V117H95ZM94 118V119H95ZM103 118V117H102ZM124 118V117H123ZM152 118V117H151ZM164 118V117H163ZM176 118V117H175ZM175 118H172V119H175ZM179 118V117H178ZM178 118H176V120L178 119ZM185 118V119H184ZM242 118V117H241ZM247 118H249V117H247ZM251 118H249L248 119V121L249 120H251ZM20 119V118H19ZM32 119H33V117H32ZM60 119V118H59ZM79 119H81V117H79ZM84 119V118H83ZM93 119V118H92ZM91 119V120H92ZM107 119V118H106ZM205 119V120H204ZM253 119V118H252ZM261 119H262V117H261ZM260 119V120H261ZM5 120V121H6ZM18 120V119H17ZM22 120V119H21ZM34 120V119H33ZM67 120V119H66ZM89 120V119H88ZM87 120V121H88ZM122 120V119H121ZM120 120V121H121ZM178 120H180L181 122H183L181 119H178ZM218 120V121H219ZM234 120V119H233ZM241 119H239V121H240ZM259 120V118H258V120L257 121H260ZM30 121H31V119H30ZM39 121H41V120H39ZM58 121H62V120H58ZM65 121V120H64ZM69 121V120H68ZM71 121V120H70ZM77 121V120H76ZM75 121V122H76ZM83 121V120H82ZM85 121H86V119H85ZM100 121H101V119H100ZM118 121V120H117ZM230 121V120H229ZM7 122V121H6ZM48 122H50V123H52L51 121H49L48 120ZM92 122V121H91ZM94 122V121H93ZM93 122H92V124H93ZM102 122V121H101ZM109 122V121H108ZM179 122V121H178ZM177 122V123H178ZM217 122V121H216ZM227 122H228V120H227ZM244 122V121H243ZM250 122V121H249ZM1 123V122H0ZM8 123H10L9 121H8ZM8 123H6V124H3V125H6V127L9 125V127L11 128V124H8ZM30 123V122H29ZM37 123H39L38 121H37ZM54 123V122H53ZM63 123V122H62ZM62 123H59L58 122V125L60 124H62ZM176 123V122H175ZM177 123L175 124V126H177ZM246 123H247V121H246ZM8 124V125H7ZM18 124V123H17ZM23 124V123H22ZM34 124V123H33ZM32 124V125H33ZM40 124H41V122H40ZM39 124V125H40ZM49 124V123H48ZM56 124H57V120H56ZM65 126L67 125V123L65 124V122L63 123ZM62 124V125H63ZM72 124H73V122L71 123V127H72ZM76 124V123H75ZM88 124V123H87ZM106 124V123H105ZM190 124H188V125H190ZM208 124H210V125H208V127L209 126H211L213 123H208ZM216 124V123H215ZM226 125H227V123H225ZM238 124V123H237ZM243 124V123H242ZM2 125V124H1ZM0 125V126H1ZM2 125V126H3ZM31 125V126H32ZM38 125V124H37ZM47 125V124H46ZM53 125V124H52ZM60 125H59V127H60ZM70 125V122H69V124H68V126ZM91 125V124H90ZM89 125V126H90ZM112 125V124H111ZM143 125V124H142ZM168 125V124H167ZM184 125H185V127L187 126V124H185V122H184ZM225 125V126H226ZM249 125V124H248ZM258 125V124H257ZM18 126V125H17ZM21 126V125H20ZM34 126H35V124H34ZM41 126H42V124H41ZM47 126H51L50 124L49 125H47ZM68 126H66L68 129H70V130H73V129H71V128H69ZM80 126V125H79ZM81 126H83V123L81 124ZM84 126H85V124H84ZM84 126H83V129H84ZM95 126H96V123H95ZM114 126V125H113ZM120 126V125H119ZM5 126H3L2 128H0V169H4V168H7V169H9L11 172H12V175L13 176H15V177H17V179L15 180V181H13V189H12V191L11 192H9L6 196H0V264H26V262H27V264H32V262H38V264H238L237 262H235L236 261V259H235V261H234V259L231 257V255H228V254H218V257H215V258H213V260H214V262L212 261V259H209L207 256L209 255V252L207 253V252H205V250L203 251V253H200V255H199V257L197 256V257H194V255H193V253H191L192 252V248L190 249L191 250V252L189 251V249H187V248H184V249H182V247H185L184 245L183 246H181L178 242V238H176L177 240H172V239H164L163 240V238L161 239V237H160V235H161V233H160V235H157V232L155 233V226H154V231H153V227H152V223H151V221H150V224L149 223H144L147 227H148V229L147 228H145V229H142L141 227H140V223H138L136 220H132L130 217H129V215L125 212V211H123V209L122 208H120V209H122V211H120V209H119V207L116 205V207H114V206H110V205H107V204H105V200H102V199H98V198H95V197H97V196H95L94 194L96 193L95 191H93V188H92V191L94 192V193H92V192H90L91 190V188L88 190L91 194H87V190H86V188H85V186H84V180H82V182H83V187L85 188H81L80 186H79V184H77L75 181H77V180H72L70 177L67 179L66 178V180L67 181H63L62 180V178L60 177L61 175L60 174H62V173H60L59 171L60 170H57L58 169V166L57 167H55V168H57V169H55V168H53V166H55V164L53 165V166H51L52 168H48V166L50 167V165L51 164H53L52 162L50 163V159H53L52 157L49 159L48 158V156H47V158H48V161H47V158L46 157H44V159H42L41 157H43V156H39V154L38 153H40L39 151L37 152L36 150H38V149H36V150H32V149H27L26 147H25V145H24V142H25V140L22 138V140H20V138H19V135H17V133H18V131L16 130V136L14 135L13 136V134H15L14 132H10V129L8 130V132H9V134H8V132L6 131V128ZM19 127V126H18ZM38 127H40V126H38ZM46 127V126H45ZM55 127H57L58 129H59V127L58 126H55ZM66 127H63V128H66ZM74 127V126H73ZM112 127V126H111ZM117 127V126H116ZM178 127V126H177ZM184 127V126H183ZM253 127H254V125H253ZM258 127L260 128V127H262V126H259L258 125ZM264 127V126H263ZM34 128H36V126L34 127ZM41 128V127H40ZM40 128H39V130L38 131H40ZM50 127H48V129H49ZM62 128V129H63ZM76 128V127H75ZM78 128V127H77ZM87 128V127H86ZM89 128V127H88ZM87 128V129H88ZM91 128V127H90ZM96 128V127H95ZM98 128V127H97ZM115 128V127H114ZM216 128H217V126H216ZM215 128V130H216V132L215 133H217L216 135H217V139H218V137H219V129L217 128L216 129ZM237 128V127H236ZM251 128H252V126H251ZM8 129V128H7ZM38 129V128H37ZM48 129H46L45 131H46V133L48 132V134L50 133L49 131H50V129H49V131H48ZM52 129V128H51ZM54 129V128H53ZM57 129V130H58ZM82 129V130H83ZM111 129V128H110ZM183 129V128H182ZM260 129H262V128H260ZM23 130V129H22ZM33 130V129H32ZM42 130V129H41ZM78 131H80V132H82L80 129H77ZM86 130V129H85ZM94 130V129H93ZM101 130V129H100ZM114 130V129H113ZM166 130H168L169 131V129H166ZM200 130V131H199ZM204 130V129H203ZM253 132H255L254 131V128H252L251 129ZM256 130V129H255ZM12 131V130H11ZM53 131V130H52ZM56 131V130H55ZM65 131H66V129H65ZM76 131V130H75ZM88 131H90L89 129H88ZM96 131V130H95ZM145 131V130H144ZM167 131V132H168ZM172 130H170L169 132H171ZM227 131H228V129H227ZM227 131H225L226 133H227ZM237 131H238V129H237ZM244 131V130H243ZM261 131V130H260ZM264 131V130H263ZM25 132V131H24ZM37 132V131H36ZM41 132V131H40ZM68 131H66V133H67ZM91 132V131H90ZM107 132V131H106ZM116 132V131H115ZM119 132V131H118ZM166 132V131H165ZM188 132H189V129H188ZM197 132H199V133H197ZM233 132H235V131H232V135H231V137L232 136H235L234 134H237V133H233ZM242 132V131H241ZM12 135H11V134ZM27 133H28V131H27ZM42 133H44V131L42 132ZM52 133V132H51ZM83 133V132H82ZM86 133V132H85ZM99 133V132H98ZM100 133H102V130H101V132ZM99 133V134H100ZM121 133V132H120ZM172 133H174V132H171V134ZM196 133L199 135V134H202V135H200V136H202V137H200V138H198L197 136H196ZM225 133V134H226ZM250 133V132H249ZM41 134V133H40ZM47 134V135H48ZM55 134V133H54ZM58 134H60V133H58ZM63 133H61V135H62ZM68 134H69V136L71 135V134H73V132L70 134V132H68ZM79 134H81V133H79ZM84 134V133H83ZM83 134H82V136L81 137H83ZM87 134V133H86ZM91 134H94V133H91ZM95 134H96V132H95ZM109 134V133H108ZM255 134V133H254ZM257 134V133H256ZM49 135H51V134H49ZM48 135V138H50V136ZM64 135H66L65 133H64ZM74 135V134H73ZM90 135V134H89ZM97 135V134H96ZM103 135V134H102ZM166 135H169V134H166ZM166 135H164L162 138L160 137V139L156 142V144H158L159 146H160V144H162V143H166L167 141H173V140H171V139H167V137L166 138H164ZM173 135V134H172ZM248 135V134H247ZM263 135V134H262ZM17 136H18V138H17ZM52 137L54 136V135H51ZM68 136V135H67ZM66 136V137H67ZM75 136V135H74ZM85 136V135H84ZM100 136V135H99ZM110 136V135H109ZM108 136V137H109ZM170 136V135H169ZM168 136V137H169ZM174 136H176V135H173L172 137H173V139H174ZM180 136V135H179ZM207 136V133H205V137ZM225 136V135H224ZM264 136V135H263ZM45 138H47L46 136H44ZM43 137V138H44ZM59 137V136H58ZM65 137V136H64ZM65 137V138H66ZM71 137H72V135H71ZM78 137V139L80 138L79 136H77ZM87 137V136H86ZM92 136H90V138H91ZM97 137V136H96ZM156 137V136H155ZM158 137V136H157ZM171 137V138H172ZM197 137V138H196ZM230 137V136H229ZM258 137H260V136H258ZM40 138V137H39ZM54 138V137H53ZM61 138V137H60ZM68 138V137H67ZM95 138V137H94ZM135 138V137H134ZM253 138V137H252ZM263 138V137H262ZM56 139V138H55ZM59 139V138H58ZM64 138L62 137V140H63ZM77 138H75L74 137V140H76ZM89 139V138H88ZM110 139H112V138H110ZM154 139V140H153ZM156 139L157 138H152V145H153V142H155L156 141ZM196 139H199L198 141H196L195 142V140ZM229 139V138H228ZM227 139V140H228ZM254 139H257L256 137H254ZM44 140V139H43ZM50 140V139H49ZM65 140V139H64ZM71 140V139H70ZM91 140H93V138L91 139ZM99 140V139H98ZM179 137H178V139H177V137H176V142L178 143L179 141ZM232 140V139H231ZM239 140V139H238ZM242 140V139H241ZM245 140V139H244ZM252 140V139H251ZM261 140V139H260ZM24 141V142H23ZM27 141V140H26ZM54 140H52L51 139V142H53ZM66 141V140H65ZM67 141H68V139H67ZM72 141V140H71ZM68 142V143H70V145H68V146H71V143L72 142ZM76 141H78V140H76ZM75 141V142H76ZM81 141H83V140H81ZM107 141H109V140H107ZM116 141V140H115ZM121 141V140H120ZM166 141V142H165ZM258 141L259 140H256L255 141V143H254V141H253V143L255 144V146L253 145H251V148L252 147H256L255 149H256V151H259V152H257V153H259L260 155H262V156H260L259 154H255L253 151H252V156L249 154V156H251V157H254L255 159L258 157V156H260L261 158L262 157H264V153L262 154L261 152H263V151H261L262 150V148H261V150H260V143H262L261 144V146L264 144L263 142H264V139H263V142H262V140H261V142L260 143H258ZM34 142V141H33ZM43 142V141H42ZM41 142V143H42ZM58 142H60V141H58ZM62 142V141H61ZM74 142V141H73ZM87 142H89V141H87ZM91 142H93V141H91ZM90 142V143H91ZM99 141H97L96 143H98ZM110 142V141H109ZM150 142V141H149ZM181 142V141H180ZM179 142V143H180ZM212 142H213V140H212ZM250 142H252V141H249V144H251ZM29 143H31V142H29ZM56 142H54V144H55ZM67 142H65V144H66ZM67 143V144H68ZM85 143V142H84ZM106 143V142H105ZM172 142H169V145H168V142H167V146H163L164 144H162L161 145V147L163 146L164 148L165 147H167L166 149H163V147H162V149H163V152H164V150L165 151H167V149H173V151L175 152V151H177L178 152V150H182V151H185L184 149H185V145H188V144H184L185 143V141L183 142L182 141V143L183 144H177V145H175V146H173V145H170ZM222 142H218V143H216L217 145L218 144H221ZM244 143H247L248 144V142L246 141H244ZM32 144V143H31ZM57 144H59V143H57ZM64 144V145H65ZM67 144H66V146H63V147H67ZM86 144V143H85ZM102 144V143H101ZM112 144H113V142H112ZM116 144V143H115ZM156 144L155 145H153V146H155L156 147ZM176 144V143H175ZM247 144H245V145H243L245 148H247ZM49 145V144H48ZM47 145V146H48ZM53 145V144H52ZM73 145V144H72ZM82 145H84L83 144V142H82ZM87 145H88V143H87ZM86 145V146H87ZM91 145V144H90ZM90 145H89V147H90ZM95 146V143L94 144H92V146ZM98 145H100V142H99V144ZM97 145V146H98ZM107 145V144H106ZM114 145V144H113ZM119 145V144H118ZM181 145V146H180ZM257 145V146H256ZM46 146V147H47ZM58 146H60L61 147V145H58ZM75 146H77V144L75 143ZM80 146H81V144H80ZM105 146V145H104ZM117 146V145H116ZM158 146V147H159ZM183 146H185V147H183ZM189 146V145H188ZM196 146V147H195ZM242 146V145H241ZM264 146V145H263ZM73 147H74V145H73ZM84 147H85V145H84ZM83 146H81V149H83L84 148ZM101 147V146H100ZM111 147V146H110ZM110 147H109V149H110ZM115 147V146H114ZM142 147V146H141ZM151 148H150V150L152 149V146H150ZM218 147H220V145L218 146ZM218 147H216L217 148V150H218ZM249 147V146H248ZM34 148V147H33ZM45 148V147H44ZM94 149L93 147H90V149ZM157 148V147H156ZM190 148V147H189ZM210 148V149H209ZM215 148V149H216ZM47 149V148H46ZM56 149V148H55ZM61 149V148H60ZM64 149V148H63ZM70 149V148H69ZM75 149H77V148H75ZM78 149H79V147H78ZM77 149V153H78V151H81V150H78ZM89 149V148H88ZM112 149H113V147H112ZM119 149H121V148H119ZM161 149V150H162ZM175 149V150H174ZM49 150V149H48ZM68 150V149H67ZM73 150H74V148H73ZM95 150V149H94ZM106 150V149H105ZM154 150V149H153ZM153 150H151V151H153ZM157 150V149H156ZM187 148H186V151L185 152H190ZM208 150H209V152H208ZM217 150H215V151H217ZM241 150H242V148H241ZM249 150V149H248ZM58 151H60L59 149H58ZM63 151V150H62ZM69 151V150H68ZM75 151V150H74ZM83 151V150H82ZM87 151V150H86ZM92 151V150H91ZM98 151V150H97ZM115 151V150H114ZM114 151H112V152H114ZM182 151L179 153L180 155H178V156H180L181 157V155H183L182 154ZM207 151V152H206ZM255 151V152H256ZM45 152V151H44ZM76 152V151H75ZM84 153H85V155L87 154V153H90L89 152V150L87 151V153L85 152V151H83ZM101 153H102V151H100ZM99 152V153H100ZM105 152V151H104ZM107 152V151H106ZM111 152V151H110ZM124 152V151H123ZM157 152V151H156ZM159 152V151H158ZM171 152H172V150H171ZM243 152H246V151H243ZM251 152V151H250ZM249 152V153H250ZM50 153V152H49ZM59 153V152H58ZM64 153H66V152H64ZM64 153H62V152H60V154H64ZM81 153V152H80ZM93 153H95V152H93ZM117 153V152H116ZM122 153V152H121ZM167 154V156H168V153H169V151H167L166 152ZM178 153H176L175 152V154L174 155H176V154H178ZM43 154V153H42ZM81 154H83V153H81ZM112 154V153H111ZM111 154H110V156H111ZM123 154V153H122ZM248 153H246L245 155H247ZM253 154H255L256 155V157H255V155H253ZM40 155H41V153H40ZM77 155H79V154H77ZM91 155H92V152H91ZM114 155V154H113ZM152 155H153V153H152ZM151 155V156H152ZM231 156H232V153L230 154ZM241 155V154H240ZM240 155L238 156V157H240ZM243 155V154H242ZM97 155L95 154L94 155V157L95 158H97L96 157ZM118 156V155H117ZM119 156H120V154H119ZM231 156H229L228 158H227V161H228V159H230V161H232L231 160ZM248 156V155H247ZM246 156V157H247ZM249 156H248V158H249ZM57 157V156H56ZM71 157V156H70ZM73 157V156H72ZM76 158H77V156H75ZM74 157V158H75ZM90 157H92V156H90ZM89 157V158H90ZM93 157V158H94ZM109 157V156H108ZM154 157V156H153ZM157 157V156H156ZM179 157V158H180ZM235 157V158H234ZM65 158V160H68L69 159V157L66 159V157H64ZM89 158H88V160H89ZM100 157H98L97 159L98 160H100L99 159ZM103 156L101 157V160H103V159H105V158H103ZM113 158H114V156H113ZM150 158V157H149ZM158 159H161L160 161L158 160V162L159 163H157V161H156V163H150L151 164V166H152V169L154 168V165H157L156 167H158V166H160V168L162 167V168H166V170H165V172H164V170H161L159 173L158 172H156L157 170H152V169H149V171H153V172H155V173H158V176H157V174L156 175H154L153 174V176H152V178L155 180V181H157V182H155L154 180V182L156 183V184H158V185H160V184H163V183H165V182H169V185L171 184V192H173L174 191V189L176 190V188L177 189H180V185L181 186H183V183H182V181H186V176H185V173L187 172V168H183L182 166L180 167V160L179 159H177V160H179V162L180 163H178V165H176L177 163V161H175V160H171V155H170V157H168V159H167V157L165 156V157H157ZM175 158V157H174ZM201 158H203V159H201ZM206 159V162L207 163H204L203 164V162H204V160ZM213 160H212V159ZM234 158V161H232L233 163H234V165H232L233 166V169H235L236 167H237V165H239V169L238 170H240V171H242L241 169L242 168H244L243 169V171H248V172H250V170H247L248 168H251V167H248V163H249V165H250V161L248 162V158H246L247 160H245V161H247V162H244V161H241L242 163H243V165H242V163H241V165H240V162H238L237 163V165L235 164V161L237 162V161H240V159L238 158V160L236 159L237 158V156H234L233 155V157H232V159ZM241 158V157H240ZM260 158V159H261ZM78 159H79V157H78ZM82 159H84L83 161H84V164L86 163V165L87 164H92V162H90V161H92V159H90L89 160V162H87L86 161V156L84 157V158H82ZM97 159L95 160V162H97ZM243 159V158H242ZM257 159H259V157L257 158ZM259 159V160H260ZM61 160V159H60ZM59 160V161H60ZM69 160H71V158L69 159ZM68 160V162H69V165L72 163V162H74V160H72V162L71 161H69ZM100 160V161H101ZM152 160H153V158H152ZM167 160H169V162L167 161ZM203 160V161H202ZM244 160V159H243ZM250 160V159H249ZM261 160H264V158H262ZM258 161V165L260 166V168H261V165H262V161ZM55 161H57L56 160V158H55ZM59 161H57V163L59 162ZM63 161V160H62ZM78 161V160H77ZM82 160H80V162H81ZM83 161H82V163H83ZM94 161V160H93ZM121 161V160H120ZM123 161H125V160H123ZM129 161H131V160H129ZM172 161H174V162H172ZM213 161L214 163L213 164H211V162ZM216 161V162H215ZM7 162V163H6ZM71 162V163H70ZM229 162V161H228ZM259 162H260V164H259ZM264 162V161H263ZM48 163H50V165H48ZM98 163H99V161H98ZM98 163H96V165H98ZM226 163H227V165H226ZM63 164H65V163H63ZM81 164V163H80ZM79 164V165H80ZM89 165V167L91 168V167H93L92 165H95V164H92V165ZM100 164V163H99ZM102 164V163H101ZM115 164H116V162H115ZM115 164H114V166H115ZM126 164V163H125ZM130 164V163H129ZM154 164V165H153ZM246 166H245V165ZM59 165H61V164H59ZM68 165V166H69ZM73 165V164H72ZM72 165H70V167L72 166ZM78 165V166H79ZM95 165V166H96ZM108 165V164H107ZM106 165V166H107ZM119 165V164H118ZM174 165V166H173ZM182 165H184V164H182ZM64 166H66V165H64ZM64 166H62V167H64ZM83 166V165H82ZM114 166H111V168L112 167H114ZM185 166V165H184ZM241 166V167H240ZM244 166V167H243ZM251 166V165H250ZM61 167V168H62ZM67 167V166H66ZM65 167V168H66ZM74 167H77V166H74ZM103 167V166H102ZM101 167V168H102ZM145 168L146 167H148V165H145L144 166ZM149 167H150V165H149ZM174 167V168H173ZM178 167H180V168H178ZM61 168H59V169H61ZM83 168V167H82ZM82 168H80L79 169V167H77V169H79V170H81ZM84 168H85V166H84ZM99 167H97L96 169H98ZM108 168V167H107ZM109 168H110V166H109ZM110 168V169H111ZM115 168H116V166H115ZM123 168H125V167H123ZM151 168V167H150ZM159 168V167H158ZM157 168V169H158ZM164 168V169H165ZM225 168H227V169H225ZM259 168V167H258ZM260 168L259 169H257V170H260ZM66 169H68V167L66 168ZM71 169V168H70ZM74 169V171H76L75 169L76 168H73ZM87 169V168H86ZM95 168H93V170L91 171V172H93V175H94V173L96 172L95 170H94ZM106 169V168H105ZM103 170V168L101 169V170H103L102 172V174H106V172H108V170L106 171V170ZM109 169V170H110ZM120 169V168H119ZM173 169H175L176 170V175L174 174V172H173V175H169L168 173H170V172H172L173 171ZM179 169V172L177 173V170ZM207 169V170H206ZM237 169V168H236ZM256 169V168H255ZM255 169L253 168V170L255 171ZM54 170H56L58 173H59V177L58 176H56V174L58 175V173L57 172H55ZM84 170V169H83ZM83 170H81V171H83ZM99 170V173H97V174H100V177H101V171H100V169H98ZM122 170V169H121ZM133 170H134V173L135 174H138V175H141V174H143V173H145L144 172V168H142V163H141V161H139V163H137V164H135V165H133ZM252 170V171H253ZM88 171L90 172V169L88 170L87 169V171L85 172V175H84V177L86 176V173H88ZM113 171V170H112ZM111 171V172H112ZM116 171H117V169H116ZM116 171H114L115 173H116ZM125 171H127V170H125ZM145 171H147V168H146V170ZM237 171V170H236ZM253 171V172H254ZM55 172V174H53ZM66 172V171H65ZM72 172V171H71ZM98 172V171H97ZM152 172V173H153ZM162 172H164V176H160L159 174H161ZM222 174H221V173ZM225 172V174H226V176L225 175H223V173ZM237 172H239V171H237ZM66 173H69V172H66ZM81 173V172H80ZM79 173V174H80ZM147 173V172H146ZM219 173V174H218ZM259 173V175H257V177H256V174H258ZM258 173H257V171H256V173L254 172V177H253V173L251 174V173H247L245 176H244V180H242V182L243 181H245V183H247V179L245 180V178H246V176L247 175H249V176H247V178H250V176H251V178H252V180L250 181V179H248V183H249V181H250V185H252L253 186V189H255L256 187L254 186V183H256L255 182V179L257 178H259L257 181L259 182H257L256 184H257V188H259L260 186H258V184L259 185H261L260 184V181H261V179H260V176H261V172L260 171H258ZM63 174H64V177H67L68 176V174H67V176H66V174L63 172ZM75 174V173H74ZM78 173H77V175H79ZM84 174V173H83ZM97 174L96 175H94V176H97ZM107 174H110V171L107 173ZM117 174H119V173H117ZM149 174V173H148ZM147 174V175H148ZM172 174V173H171ZM220 175L221 177H222V175H223V177H225L224 179L223 178H220V176H219V178L217 177V175ZM242 174V172L240 173V175ZM76 174H75V176H77ZM81 175V174H80ZM122 175H124V174H122ZM150 175V174H149ZM149 175L147 176V177H149ZM152 175V174H151ZM243 175H244V172H243ZM242 175V176H243ZM92 176V175H91ZM89 177V176H86L87 178L89 177V178H94L93 176L92 177ZM109 176V178H110V176H111V174L110 175H108ZM120 176V175H119ZM117 177V175H116V178H118V179H122V177ZM161 177V178H158V177ZM211 176L213 177V176H216L217 178H215V179H217V180H215V179H212L211 178ZM259 176V177H258ZM85 177V178H86ZM102 177H103V175H102ZM101 177V178H102ZM105 177V176H104ZM126 177V176H125ZM128 177V176H127ZM227 177V178H226ZM78 178V177H77ZM83 178V177H82ZM81 178V179H82ZM99 178V177H98ZM100 178V179H101ZM115 178V179H116ZM151 178V179H152ZM84 179V178H83ZM90 179V180H91ZM104 180L106 179V181H108L109 179H107V178H103ZM111 179V178H110ZM65 180V179H64ZM71 180V181H70ZM96 180V179H95ZM95 180H93L92 181V183H93V185H94V183L96 184V181ZM99 180V179H98ZM123 181L125 180V179H122ZM121 180V182H120V180H119V182L122 184L123 183V181ZM74 181V182H73ZM95 181V182H94ZM100 181L101 180H99V183H100ZM113 181V180H112ZM116 181V180H115ZM152 181V180H151ZM88 182H89V179H88ZM91 182V181H90ZM109 182H110V180H109ZM125 182V181H124ZM153 182V184L155 185V183ZM81 183V182H80ZM91 183V184H92ZM98 183V182H97ZM102 183H103V180H102ZM127 183V182H126ZM126 183H124V184H126ZM209 183V184H210ZM245 183H244V185H245ZM252 183V184H251ZM87 184V179H86V182H85V185ZM106 184V183H105ZM129 184V183H128ZM152 184V183H151ZM101 186H99L98 185V188L97 189H99V188H101L102 187V184H100ZM104 185V184H103ZM165 185H167L166 183H165ZM89 186H90V183H89ZM95 186H97V185H95ZM113 186V188H111V189H114L115 190V185H112ZM125 185H123V188H122V190H123V192H125L126 190H128V189H130V187L128 186V188L125 190V187H124ZM134 186V185H133ZM238 186V185H237ZM240 186V185H239ZM242 186H243V184H241V186L238 188H236V190L237 191H239V194L238 195H236V196H234V198L232 199L231 198V200L233 201H235V200H237V199H239V200H243V195H247L248 193V190H245V189H247V188H243L242 189ZM246 186V185H245ZM104 187L105 186H103V188H102V190L104 191ZM109 187H111V186H109ZM109 187H107L106 189H108ZM122 187V186H121ZM156 187V186H155ZM160 187H162V186H160ZM170 187V186H169ZM184 187V186H183ZM213 188V186L211 185H209V187L205 190V192H210L211 191V193H212V191H213V189H215L216 190V188ZM235 187V186H234ZM255 187V188H254ZM119 188V187H118ZM118 188H117V190H118ZM159 188V187H158ZM218 188V189H219ZM110 189V190H111ZM161 189V188H160ZM182 189V188H181ZM96 190V189H95ZM101 190V189H100ZM99 190V191H100ZM109 190V189H108ZM220 191H221V189H219ZM219 190H217V191H213L214 193V195L212 194V198H215V196H217V194H219L220 193V191ZM236 190L234 189V190H231L232 192L233 191H235L236 192ZM255 190H257V194H258V192H259V196H256V198H258V197H261V196H263V194L262 193H260V191H261V187H260V189H255ZM258 190H260V191H258ZM263 190V189H262ZM98 191V190H97ZM106 191V190H105ZM104 191V192H105ZM116 191V190H115ZM129 191H131V190H129ZM140 191V190H139ZM147 191V190H146ZM169 191V190H168ZM177 191V190H176ZM176 191H174V193L176 192ZM182 191V190H181ZM222 191V192H223ZM264 191V190H263ZM110 192V191H109ZM118 192V191H117ZM121 192V190L119 191V193ZM165 192H166V190H165ZM226 191H224L223 193L226 195V193L227 194H229V196H231L230 195V190H229V192H226ZM232 192H231V194H232ZM37 193H40V197H39V199H37V197H36V194ZM44 193H52V195L49 197V196H46V195H44ZM118 193V194H119ZM122 193V192H121ZM126 193V192H125ZM127 193H128V191H127ZM132 193H134V192H132ZM136 193V192H135ZM162 193V192H161ZM176 193H178V192H176ZM179 193H182V192H180L179 191ZM178 193V194H179ZM238 193V192H237ZM237 193H235V194H237ZM240 193H242V197H241V194ZM247 193V194H246ZM95 196H93V195ZM99 194V193H98ZM98 194H96V195H98ZM108 194V193H107ZM116 195H118L117 193H115ZM115 194H113L114 196H115ZM168 194H169V192H168ZM171 194H173V193H171ZM170 194V195H171ZM222 194V193H221ZM256 194V195H257ZM262 194V195H261ZM112 195V196H113ZM121 195H123V194H121ZM129 195V194H128ZM135 195V194H134ZM133 195V196H134ZM136 195H137V193H136ZM175 195V194H174ZM185 194H182V196H184ZM177 196V195H176ZM176 196H174V197H176ZM187 196V195H186ZM220 196V195H219ZM222 196V195H221ZM227 196V195H226ZM248 196V195H247ZM99 197V196H98ZM100 197H101V193H100ZM106 197V196H105ZM105 197H103V198H105ZM108 197H110V193H109V195H108ZM116 197V196H115ZM136 198H137V196H135ZM134 197V198H135ZM179 197V196H178ZM188 197V196H187ZM206 197V196H205ZM208 197V196H207ZM129 198L130 197H128V200L126 199V201H129ZM133 198V199H134ZM140 198V197H139ZM165 198H167V197H165ZM177 198V197H176ZM210 198H211V196H210ZM209 198V200H208V202L211 200L212 201V198L210 199ZM217 198H219V197H217ZM216 198V199H217ZM251 198V197H250ZM256 198H254L253 200L255 201L256 200ZM110 199V198H109ZM133 199H130V202H131V204H129V206L131 205L132 207L134 206V208L135 207H137V206H135V205H132V204H134L135 202H133L132 203V201H133ZM138 199V198H137ZM186 199V198H185ZM205 199V198H204ZM215 199V201H218L219 199H217L216 200ZM220 199H222L221 197H220ZM225 198H223V200H224ZM227 199V198H226ZM117 200H118V196H117ZM121 200H125V199H122L121 198ZM139 200V199H138ZM147 200V199H146ZM173 200V199H172ZM171 200V201H172ZM183 200V197L180 199V201H182ZM188 200V199H187ZM190 200V199H189ZM229 200V199H228ZM251 201H252V198L250 199ZM259 200L260 199H257L256 200V203L257 202H259ZM262 200H264V199H262ZM109 201H112V200H109ZM115 200H113V202H114ZM120 200H118V202H119ZM134 201H137V200H135L134 199ZM142 201V200H141ZM163 201V200H162ZM174 201V200H173ZM184 201V200H183ZM200 201V200H199ZM220 201V200H219ZM222 201V200H221ZM221 201H220V203H221ZM253 201V202H254ZM112 202V203H113ZM116 202V201H115ZM125 201H123V203H124ZM160 203H161V201H159ZM164 202V201H163ZM169 202V201H168ZM189 202H192V201H189ZM188 202V203H189ZM207 202V201H206ZM223 202V201H222ZM224 202H226L225 200H224ZM229 202V201H228ZM237 203H239L238 201H236ZM243 202H245V201H243ZM109 203V202H108ZM128 203L129 202H127V206H128ZM137 203V202H136ZM135 203V204H136ZM142 203V202H141ZM143 203H145L144 201H143ZM159 203V204H160ZM171 203V202H170ZM174 203V202H173ZM176 203V202H175ZM214 203V202H213ZM232 203V202H231ZM230 203V204H231ZM235 203V202H234ZM111 204V203H110ZM114 204V203H113ZM167 204V203H166ZM180 204V205H179ZM192 204V203H191ZM196 204V203H195ZM200 204V203H199ZM205 204V203H204ZM215 204V203H214ZM214 204H213V206H214ZM222 204V203H221ZM220 204V205H221ZM227 204V203H226ZM241 204L242 203H240V205L239 206H241ZM259 204H260V202H259ZM259 204H256L257 206L259 205ZM122 205V204H121ZM140 205V204H139ZM177 205H179V210H177L178 211V214L179 215H181V217H179L180 218V224L179 223H177L176 224V226L177 227H179V228H181V229H184V230H187V229H190V228H192V225H196L197 224V226H198V224L199 225H201V227L203 228L202 230L204 231V232H207V230H209V233H211V232H213L215 229H216V227H215V220L214 221H212L211 219L213 218V213H211L210 211L208 212V214H206L204 217H205V219H203V220H199L198 218L196 219V220H194V218H195V216L197 215H200L199 213H198V210L199 209H194L193 210V206H192V208H189L187 205H185V202H179V203H177ZM190 205V204H189ZM232 205H233V203H232ZM236 205V204H235ZM245 205V204H244ZM176 206V205H175ZM196 206V205H195ZM217 206H219L218 204H217ZM239 206H238V208H239ZM246 206H247V204H246ZM118 207V209H116ZM120 207H125V206H120ZM151 207H152V205H151ZM155 208H156V206H154ZM191 207V206H190ZM199 207V206H198ZM210 207V206H209ZM225 207V206H224ZM223 207V208H224ZM236 207V206H235ZM248 207H249V204H248ZM247 207V208H248ZM252 207V206H251ZM259 207L261 208V205H259ZM131 208V207H130ZM129 207H128V209H130ZM138 208H139V210H140V208H141V206L139 207L138 206ZM177 209H178V207H176ZM195 208V207H194ZM205 208V207H204ZM243 208H246L245 206L244 207H242V210H243ZM253 208V207H252ZM259 208V209H260ZM142 209V208H141ZM144 209V208H143ZM151 209H153V208H151ZM201 209V208H200ZM208 209V208H207ZM206 209V210H207ZM211 210H213L212 208H210ZM217 209V208H216ZM227 210H225V212L224 213H222V215L220 216V218H216V222L218 223H222L223 225L222 226H225V221H228V222H238V220H239V218H238V216H237V218L236 217H233V215L231 216V213H233L232 211H231V205H228L227 206V208H226ZM258 209V210H259ZM263 209H264V207H263ZM139 210H138V212H139ZM203 210V209H202ZM215 210V209H214ZM236 212H237V210L238 209H234ZM233 210V211H234ZM249 210V209H248ZM247 210V211H248ZM130 211V210H129ZM136 211V213H137V210H135ZM144 211V210H143ZM142 211V212H143ZM150 211H152V210H150ZM154 211V210H153ZM156 211V210H155ZM165 211V210H164ZM163 211V212H164ZM190 211V212H189ZM204 212H205V209L203 210ZM203 211H202V213H203ZM223 211V210H222ZM229 211H231V213H230V216H227V213L229 212ZM234 211V212H235ZM250 211V210H249ZM255 210H251V212H254ZM145 212V211H144ZM218 212H220V209H219V211H216V213H218ZM246 212V211H245ZM255 212H257V211H255ZM254 212V213H255ZM260 212H262L261 210H260ZM131 213H134L133 211H131L129 214H131ZM135 213V214H136ZM140 213H141V211H140ZM146 213V212H145ZM149 213V212H148ZM173 213H174V210H173ZM237 213H239V212H237ZM247 213V212H246ZM249 213V212H248ZM262 213H264V211L262 212ZM144 214V213H143ZM147 214V213H146ZM151 214V213H150ZM177 214V216H179ZM215 214V213H214ZM234 214V213H233ZM245 214V213H244ZM253 214V213H252ZM259 215V213L257 212L256 213V215ZM137 215V214H136ZM156 215H157V213H156ZM155 215V216H156ZM165 215H166V213H165ZM164 215V216H165ZM174 215V214H173ZM172 215V216H173ZM186 216L187 218H183L184 216ZM246 215V214H245ZM115 216L117 217V218H115ZM131 216V215H130ZM142 216V215H141ZM144 216V215H143ZM167 216V215H166ZM201 216V215H200ZM216 216V215H215ZM236 216V215H235ZM134 217H135V215H134ZM151 217V216H150ZM150 217H146V216H144V218H150ZM153 217V216H152ZM157 217V216H156ZM174 217V216H173ZM219 217V216H218ZM241 217V216H240ZM254 217H255V214H254ZM258 217V216H257ZM260 217V216H259ZM161 218V217H160ZM178 218V217H177ZM245 218V217H244ZM153 219H155V218H153ZM173 219V218H172ZM174 219H175V217H174ZM248 219V218H247ZM252 219V218H251ZM255 219V218H254ZM138 220L140 221V218L138 217ZM199 220V221H198ZM242 220V219H241ZM240 220V221H241ZM246 220V219H245ZM260 220H262V219H260ZM145 222H146V220H144ZM149 221V220H148ZM257 221V220H256ZM245 222V221H244ZM258 223H259V220L257 221ZM261 222V221H260ZM176 223V222H175ZM196 223V224H195ZM218 223V224H219ZM239 223V222H238ZM242 223V222H241ZM158 224V223H157ZM162 224V223H161ZM233 224V223H232ZM231 224V225H232ZM247 224V223H246ZM142 225H143V223H142ZM151 225V226H150ZM149 226H150V228H149ZM162 226H164V225H162ZM172 226V225H171ZM233 227H234V225H232ZM245 226V225H244ZM244 226H243V228H244ZM255 226V225H254ZM145 227V226H144ZM166 227V226H165ZM256 227V226H255ZM261 227V226H260ZM151 228H152V230H151ZM160 228V227H159ZM163 228V227H162ZM170 228H172V227H170ZM219 228V227H218ZM236 228H237V226H236ZM241 228H242V226H241ZM224 229H225V227H224ZM234 229H235V227H234ZM244 229H246V228H244ZM257 229V228H256ZM261 229V228H260ZM165 230H167V229H165ZM183 230V231H184ZM200 230V229H199ZM213 230V231H212ZM262 230V229H261ZM157 231L159 232V229H157ZM164 231V230H163ZM227 231H228V228H227ZM233 231V230H232ZM231 231V232H232ZM243 231V230H242ZM260 231V230H259ZM262 231H264V230H262ZM196 232H198V231H196ZM216 232V231H215ZM218 232H219V230H218ZM217 232V233H218ZM225 232V231H224ZM230 232V231H229ZM228 232V233H229ZM251 232V231H250ZM254 232V231H253ZM257 232H258V230H257ZM35 233V235H36V237H37V239H38V241H39V244H37V243H35V242H33V240H31V239H29V237L30 236H32L33 234ZM162 233H164V232H162ZM167 233V232H166ZM203 233V232H202ZM242 233V232H241ZM241 233H239V234H241ZM244 233V232H243ZM256 233V232H255ZM169 234V233H168ZM225 234V233H224ZM223 234V235H224ZM226 234H227V232H226ZM232 234H234V232L232 233ZM249 234V233H248ZM264 234V233H263ZM163 235V234H162ZM203 235H205L204 233H203ZM212 235L215 237V234H213L212 233ZM219 235V234H218ZM242 235V234H241ZM240 235V236H241ZM246 235V234H245ZM250 235V234H249ZM257 235V234H256ZM259 235H260V233H259ZM262 235V234H261ZM227 236V235H226ZM263 236V235H262ZM212 237V236H211ZM256 237V236H255ZM254 237V238H255ZM170 238V237H169ZM226 238V237H225ZM191 239V238H190ZM218 239V238H217ZM237 239V238H236ZM241 239V238H240ZM250 239V238H249ZM257 239V238H256ZM219 240V239H218ZM245 240V239H244ZM251 240H252V238H251ZM259 240H260V238H259ZM226 241H227V239H226ZM234 241V240H233ZM243 241V240H242ZM228 242V241H227ZM235 242V241H234ZM249 242V241H248ZM253 242V241H252ZM255 242V241H254ZM219 243V242H218ZM238 243V242H237ZM240 243H242V242H240ZM244 243V242H243ZM231 244L232 245H234V243H232L231 242ZM231 244H229V246L231 245ZM249 244V243H248ZM218 245H220V244H218ZM239 246H240V244H238ZM238 246V248L240 249V247ZM248 246V245H247ZM193 247V246H192ZM220 247H221V245H220ZM227 247V246H226ZM232 247V246H231ZM236 247H237V245H236ZM225 248V247H224ZM233 248H234V246H233ZM237 248V249H238ZM248 248V247H247ZM246 248V249H247ZM237 249H235V250H237ZM224 250V249H223ZM228 250V249H227ZM217 251V250H216ZM218 252V251H217ZM217 252H216V254H217ZM223 252V251H222ZM246 252V251H245ZM245 252H244V254H245ZM249 252V251H248ZM247 252V253H248ZM235 252H233V255L232 256H234L235 254H234ZM239 253V252H238ZM195 254V253H194ZM232 254V253H231ZM249 255V254H248ZM260 255V254H259ZM41 256H44V260H41ZM213 256V255H212ZM242 256V255H241ZM244 256H246V255H244ZM206 257L209 259V260H207L206 259ZM247 257V256H246ZM240 258H242V257H240ZM239 258V259H240ZM247 259H250V257L249 258H247ZM246 259V261H244V262H246V264H252L251 263V261H249V260H247ZM253 259V258H252ZM237 260H238V258H237ZM241 260H243V259H241ZM253 262V261H252ZM257 262H258V260H257ZM242 264H243V262H242ZM256 264H259V263H256Z\"/></svg>", "mask_w": 264, "mask_h": 264}, {"label": "snow or ice", "instance_id": "3", "mask_svg": "<svg viewBox=\"0 0 264 264\" xmlns=\"http://www.w3.org/2000/svg\"><path fill=\"white\" fill-rule=\"evenodd\" d=\"M230 8L235 12L238 17H245L249 23H254L256 17L252 15L253 10H255V0H232ZM259 20H260V31L264 35V0H260L259 4ZM249 54L251 58L255 57L254 49H249ZM180 162L186 165L187 172L185 173L186 181H182L184 187L185 195L189 199L195 201L201 200L204 196L205 190L209 187V182L204 175V170L200 165L199 161L196 159V154L194 152H185L180 157ZM7 163V162H6ZM261 187L264 189V162L261 165ZM17 177L12 175V172L7 169H0V196H6L13 189V181ZM171 187V185H170ZM46 196H51L52 193H44ZM37 199L40 197V193L36 194ZM33 242L39 244V241L35 233L29 237ZM44 256H41V260H44ZM27 264V262H26ZM32 264H38V262H32Z\"/></svg>", "mask_w": 264, "mask_h": 264}]
</instances>
